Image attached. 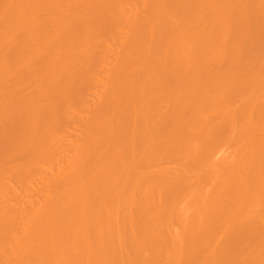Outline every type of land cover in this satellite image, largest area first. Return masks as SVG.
Instances as JSON below:
<instances>
[{"label": "bare ground", "instance_id": "obj_1", "mask_svg": "<svg viewBox=\"0 0 264 264\" xmlns=\"http://www.w3.org/2000/svg\"><path fill=\"white\" fill-rule=\"evenodd\" d=\"M4 1L5 0H2V2H1V0H0L1 4L4 5ZM9 1L10 2L6 3L7 6L5 5L3 8H2V5H0V12H3L2 14L0 13L1 14L0 15V45H1V43L4 44V50L7 49V47H8L6 45V43H8V44L11 43L10 39L12 40V37L14 36L13 32L14 33H15V31L22 32L24 30V28H21V25H23V23L25 24V22L26 23L28 22L29 25H27L28 29H27V27L25 28L27 30L25 32V35L21 39H20V35H18L19 37L16 38V39H19L18 41L15 39L17 41L16 44L13 45L15 40H12V45L13 46L16 45V46L13 47V50L11 49V51L7 52V53H9V55H8L9 57L7 56V54L4 55L2 52V55H4L6 58L4 60V59H2L3 58L2 57L1 59L4 62L0 61L1 62V64H0V70H1L0 71V74H1L0 79H2L1 76H3V74L6 72V69L4 71V68H6L5 67L6 64H9L8 65L9 69L7 68V71L8 70L10 71L13 68L12 66L15 67V66L22 65V64L24 67L22 66L23 67L22 68L20 66V68H22L20 70L27 69V66H28L27 64L29 63V62L28 63L26 62V61H28L27 59L29 58L30 61L32 62L34 60V58H33L34 56H32V55H34L35 51L40 50V51H42V53L36 52L35 54L38 53L39 56H41V55L42 56L39 57V56H37L38 54L35 55L36 56L35 60L37 59V57H39L38 61L40 63L45 64V66H43V64H41V66L44 67L43 68L44 70L42 69V67H41L42 70L40 69V64L37 63L38 61H36V62H34L35 60L33 61L34 64L37 63L35 65H38V66H36V68H39V71L40 70L42 71V72H40L41 75H39L40 73L38 74L40 77L39 76L37 78L34 77L35 79L33 78L34 79V81H33L32 80V74L29 73L28 75L31 76V77L29 76V78L32 81H30V79L28 78L29 80L24 79V80H26V82H24V80L22 79V75H21V78L20 77L19 78L25 83L24 84L22 82H19V80L17 79V77L19 76L18 74H17L16 78L11 77L13 75V71L10 72V74L12 73L11 76L8 73L9 71L7 72L8 74L5 73L4 75L7 76L8 81L11 78L17 79L18 82H17V80H16V82L21 83V85L23 84V87L25 85V88H26V84L29 86V85H31V82H33L32 86L37 87L35 90H33L34 91L33 95H35L37 98L36 100L39 99L38 101L40 102V100L42 98V101L43 100H45L44 102L50 101V103L52 102L53 104L41 102L42 103V105H41V103H37L35 101V99H34L35 97L32 95V98L34 99V101L32 100L33 103L31 102V104H32V106H34V105L36 106V103H37L39 105V109H36V108H38V106L36 108L34 107V109L37 110V111L35 110L33 112L34 116H32L33 113L31 114L30 111H29L30 114L28 112H25V113H28L25 115V117L27 118V119L25 118V122H24V116H23V118L21 117L22 123H24L22 125L25 126L24 129L21 126V131H19V126H18L17 130L19 131L18 133H20V134H18V136L21 135V137L17 138L16 137L17 135H14L16 133L15 129H14L15 131L12 132V135H14L17 140L19 139V141L15 140L16 145H14L15 142H13V143L10 142L11 143L10 145H9V142H6V143H8V145H6V144L4 145V143H2L4 136L2 134H0V136H3L2 138H0V139H2V140H0V142L4 145L3 146L2 144H0V145H2L0 147V154L2 153V154L6 155V153H8V152L9 153L14 152L16 156L18 155L17 158L19 159V160H16V162H15V159H16V156H15L14 160H12V158H10V157H11V155L14 157V155L11 153H10V155L9 154L6 155V156L9 155L8 160H10V162H8L7 158L5 160V157H4L5 155L4 156L2 155L4 157V159H3V157H1L3 161L5 160V162H1L2 160L0 159V163H1L0 167L1 168L4 167V169H6V170L3 169V172H4L3 173L1 168H0V172L3 173L0 175V194H1L0 195V239L3 238L2 242H0V245H1L0 248L4 249L7 247L8 244H11V246L8 245L11 248L14 247L13 248L14 251L16 250L15 246L16 247L20 246L19 248H21V249L23 247L25 248V250L23 248L21 251H20V249H19V251L17 250V252L15 251L16 253L13 254L15 257L9 253V256L10 255L13 256V257L10 256L9 258H7L5 256L7 254L6 251L10 249L9 251L13 253V251H12L13 249L11 250L10 247H7V249H5L6 251H4V252H6V254L4 252H1V250H0V253H3V254H0V264H18V263L22 264V262H24L25 259H28V258L30 260H32L31 264H33V263L37 264L38 261L33 262L34 261L33 259H34L35 255L37 256L40 253L41 254L39 256L41 258H43L44 260L43 259L40 260L41 258H39V256L36 259H38L40 261H45V258L47 257V260L50 261V259L48 258L49 256H46L45 252L48 255L50 253L52 254V252L50 251V249H52L51 248L52 244H54L53 246L56 247V245L58 243L56 245H55V243L61 242L62 240H65V239H62L64 236H65L64 238L67 239L68 244H66V241H64L65 243L62 242L61 248H60L61 243L58 244L59 248L56 247L57 251L55 249H52V251L55 250L54 254H52V256L56 255L55 256L56 258L53 256L54 258H52V261L54 259L55 260L57 258L58 259L56 261L54 260L53 263H52V261H50L51 264H75L76 262H77V264H150V263L155 262L159 258L161 260L162 256H163L162 258L165 257L167 259V263L165 262L166 264H201V263L202 264H264V209H263L264 208V205H263L264 202H262V201H264L263 200L264 199V197H263L264 196V193H263V191H264V138L263 139L259 138V139H261L259 141L256 139L257 142L254 139L255 135L258 134L257 132H259V134H262L264 137V111H262V110H264L263 109L264 104L262 105V109H260V110L258 109L259 108L258 105L260 106L261 105L260 102H262L259 99L264 100V97H263V99L261 97H259L260 95L261 96L264 95L263 94L264 93L263 92L264 91V88H263L264 82H262L263 84L260 83V85H262L260 87L257 85V84H259L261 79L264 81V78H263L264 74L257 76V78L262 76L260 79L258 78L260 81L255 77L256 76L255 74L258 72V71L255 72V70L257 68H259V67H257V64H258V66L259 65L262 66L263 59H262V63H261L260 59L264 58V57L258 56L259 54L264 55L262 53V51H264V50L259 51L261 46H262V49L264 47V0H214V1L213 0H194V2L192 0V3L194 4V5L193 4L192 5H193L195 11H194V9L192 10L191 4H190L191 8L188 5V8H190V9H188L186 7V4L189 2V0H188V2L185 3V6H184V2L186 0H149L148 2H146L145 0H108V2H107V0H105V1L99 0L100 3H97L96 0H88V2L90 3V6L88 5V3L86 5L84 4L87 2L86 0L83 1L84 3H82L81 0H77L79 2H77L75 0H14V1L12 0L13 3L11 0H9ZM15 1H16V3H14ZM9 3H12L14 5L13 6L11 4L9 5ZM104 3L107 4L108 7L106 6V4L104 5L107 8L101 7V6H103L101 4H104ZM109 3H110V5H108ZM82 4H84L85 8H88V7L91 8L92 5L96 4L98 11H97V9H94L95 8L94 6H92L94 8H91V9L88 8V10L90 9L89 11H91L93 9L94 11L96 10L95 11L96 13L98 12L95 15H93L95 13L94 11L90 12V17L94 16L95 22H96V20L98 21L97 23H92V24L90 23L89 24L90 20L88 19L89 22L88 21L86 22V20H85V22H81L82 24H80V23L78 24L79 20L84 21V19H86L89 16V13H88L89 11L87 9H86V12H84V13L82 12L84 10L82 8L83 7ZM98 4H100V7H98ZM80 6H82V7H80ZM60 7L62 10H63V8L66 10H71L73 13L70 16L73 17L75 14H76V16H74L73 18L70 16H68L66 18L63 17V19L65 18L64 20H66V22H65L66 24L63 23L64 20L63 21H61V20H62V16L64 15L65 12L61 11ZM45 8H46V10L43 11ZM47 8H48V10L50 9L49 10L50 13L53 12V15L55 18L53 17V19H52V16H50L51 14L49 15L50 17L49 16L46 17L49 14V12H47ZM79 8L80 9L82 8L83 10L81 9V11H80ZM171 8L173 10H175V16H173L172 13H171V16H172V18H175L176 21L174 19H172L171 16L169 17V14H170L169 12L173 11ZM40 9H43V10H41L42 13H40ZM37 10L39 11V13H38L39 15L42 14V16H43V14L45 12H47V15L44 14L45 16H43V17L39 16L38 17V15L36 13V12H38ZM189 10H192L191 13L193 12V16L190 17V20L188 17L189 13H190ZM77 11L82 12L83 15L82 14L80 15V13L78 14ZM60 12H62V13L64 12L61 17H60ZM68 13L70 14V11H68ZM85 13L88 14V16H84ZM35 14H36L37 18L35 16L33 17V15H35ZM65 14L67 15V11ZM55 15L59 16V17L56 18ZM97 15H98V17H97ZM133 16H135V19H134L133 23L130 24V20L133 19ZM84 17H86V18H84ZM95 17L97 19H95ZM252 17L258 18L257 21L259 20V22H257V23L255 22L256 20L254 21L256 23V26L254 25L255 23L252 24L253 21L249 22L250 20H248V18L253 19ZM67 18H69V20H67ZM70 18H72V19H70ZM74 18L76 20H73ZM91 18L93 20V17H91ZM192 18L194 20V24H193V22H191V21H193ZM58 19H61L59 22H61L62 24L58 23ZM70 20H72V21L70 22ZM94 20L91 22H94ZM185 20H186L185 24L187 23V25L185 26L184 23H183L184 25L183 24L181 25V22H184ZM188 20L191 22V24H190L191 26L194 25L193 29L190 26L191 31H189L190 27H188V25H189V23L187 22ZM247 20H248L249 24L250 23L252 24L251 27H248L249 25H247ZM67 21H68V23H67ZM87 23H88V25H91L90 26L91 29L93 28L94 30L93 29L90 30L89 29L90 27L87 25ZM95 24H97L98 27H95ZM253 25L256 28L253 27ZM23 26L25 27V25H23ZM181 26L182 27L184 26V29L186 28L185 30L189 29L188 31L190 33L189 32L187 33V34H190V35H188L189 37L185 36V35H187V34H185L186 31L184 32V29ZM18 27H19V29L21 28L23 30L22 31H21V29L18 30ZM36 27H38L39 29ZM48 27H50V28H48ZM252 27L255 28L256 30L253 29ZM34 28H35V30H34ZM47 29L50 31H48ZM46 30L48 33H46ZM80 30H82V31H80ZM78 31L81 32V35H79ZM49 32L53 33V34L52 33H50V34L53 35V37L52 36L51 37L54 40L52 38H48ZM59 32L61 34H59ZM63 32H65L64 34H66V35H64ZM253 33H256L257 35H259L261 37V39H259L260 38L259 36H258L259 38L256 39L257 37H255ZM17 34L15 33V36ZM75 34L76 35L78 34L79 36L78 35L77 36L79 38ZM251 34H253L254 38L251 36ZM22 35H23V32H22ZM59 35L60 36L63 35L61 38H64V36H65V38H67V39L64 38L67 41L63 40L64 41L63 46L65 44V47L61 46V49H59V47H58V45H62V42H60L61 38H59L60 37ZM73 35H75L76 37L74 36V38H72ZM101 35H103V37L105 36V39L100 41L99 43H96L95 40L97 41L98 37L101 38ZM69 36H71V37L69 38ZM44 37H47L49 41L53 40V42L50 41L52 44H50L49 41H48L49 43L46 42L47 39ZM250 37H252L251 41L253 39L259 40V41H255V44H254L255 46H256L257 42H259V43L262 42V44L259 47L257 45L258 50L255 51V52L259 51V54L257 53L258 55H256L255 52H253V50L257 49V47H255V46L253 47V50L251 52V54L253 53V55H256L255 57H258V58L260 57L259 59L255 58V57L253 58V59H257V62L256 61L254 62V63H256L255 67H253L251 65V62H249V64L252 67L250 65H247V63H245V64L243 63L244 59L246 61V59L248 60L250 57L249 51L245 52V50H249ZM41 38H42V41L46 40L45 42L48 43V45H50V46H48L45 42H44L45 43L44 45L46 47H44L43 44L41 45V43H43L42 41H39ZM229 38H231V39H229ZM229 40H232V42L230 43ZM260 40H261V42H260ZM8 41H10V43ZM233 41H237L236 42L237 45H235V42L233 45ZM252 42H254V41H252ZM252 42H251V46H252ZM59 43H61V44H59ZM81 44H83V45H81ZM243 45L245 47H242ZM39 46H42V47H39ZM81 46L83 47V49L85 47V49L88 50V51L86 50L88 52V53L86 52V54H88V55L80 56V53H81L80 51H82ZM246 46H249L248 49ZM0 47H2V46H0ZM31 47H33L34 53L32 51L30 53H26L29 50H32ZM34 47H36V49L38 47V49L34 51ZM43 47H44V49H43ZM62 47H63V50H62ZM79 47H81V50H79ZM241 47H242V49H244V51L242 50L243 52L241 51ZM65 48L67 50V53L70 52L73 54V52L75 51L74 56H76V57H74V61H72L73 57L70 58L69 53H68V55L66 53L65 57H63L64 56L63 52H66ZM48 49H49V51H48ZM57 49L59 50L58 52L62 51L61 54L56 53ZM76 49H77V51L79 50L78 51L79 53L76 52ZM219 49H221L222 51L225 50V52L228 53L227 55L232 56L231 58H233L236 55L232 60H236L237 59L236 57H238L239 54L244 56V57L241 56L243 58L242 61H238L239 59H237L236 61H238L240 63L242 62L245 67L246 66H248V67L246 68L247 70L245 68H242V70L240 69L239 71H242L244 73L243 70L245 69L246 73L248 74L249 67H251L250 71L255 72V74L250 73V74H248L249 75L248 76L244 73L243 76L245 77V79H246V76H248V81H247V79L245 81V79L242 80V78H241L243 76L239 77L240 74H237L238 69H236L237 72L236 71L234 72V70L232 69L233 72L236 73L235 77L233 78L234 80L232 79L233 74H231L232 77H230L231 75H229L232 72L229 71V73L228 72H225V73L227 76H229V77H227V79L230 78L229 79L230 81L226 80L227 82L225 83L224 79H220L221 80L220 85H219V83H215L216 80L213 82V80L215 79V78H213L214 76H216V79H219V75L221 77L222 76L221 74H223L224 69L225 68L227 69L226 66L231 65L232 64L231 62L235 63V61H232L231 59H229L230 58L229 56L228 57L224 56L226 54V53H224V51H223V53H221L222 51L219 52ZM250 49H251V47H250ZM8 50H10V49H8ZM213 50H215V51L217 50L216 53L212 54ZM24 51H25V53H24ZM4 52L6 53V50ZM44 52L46 53V55ZM76 53H78L79 55L77 54L78 55L77 56ZM220 53H221V55L223 54L222 57L220 56ZM237 53H238V55H237ZM243 53H245V54L243 55ZM246 53H248V55H249L248 58H246V56H245ZM26 54H30L32 57H30V55H26ZM58 54H60L61 59L63 58V61L59 60L60 57ZM216 54H219L220 60H222L221 58H223V60L226 58L227 62L224 61V63L226 62V65L223 64V61L218 60L217 57L216 58L219 62L217 60H215L214 58H213L214 60H212V56H214V55L216 56ZM25 55L29 56V57L28 58L26 57L25 59H23L25 57ZM57 55H58L59 63H61L63 66H61L58 63L57 57H56ZM81 55H82V53H81ZM190 55H191L190 59H192V57H194V56L196 57V59H198V60H196V62L194 61V64L196 63V65L198 64L200 67L198 65H197V67L195 65H194V67H192L193 65H191V61H189L188 64L191 65V67H190V69L188 68L187 71H188V73L190 71V74H187V72L182 74V71H180V70H182V69L184 70V67L187 66L186 61H188V60H186V58H188L187 56H190ZM66 56H69V57H66ZM0 57H1V55H0ZM210 57H211V59H210ZM51 58L54 59L53 62L56 61L54 64H52ZM66 58H68L69 60L68 59L66 60ZM205 58H207L208 60L210 59L209 61H211V62H209L208 60H204ZM6 59H8V60H6ZM227 59H229V60H227ZM250 59H251V61H254L252 59V57ZM20 62H21V64H20ZM108 63L112 64V66H110L111 69L113 67L114 68L112 70L109 68L110 70L105 72L104 77L108 76V80H109V81L107 80L108 82L107 83L105 82V83L107 84V86L109 84L113 85L112 87H115L114 85H116L118 82L119 83L115 87L116 89L107 90L108 91V92H106L107 96L105 94L106 100H105V98H103L104 101L103 100H102V102L100 101L102 106L104 104L107 105V103H108L107 107H110V108H113V106H118V105H116V103L118 101V100H116V98H115L116 102H115V100L113 101L115 103L111 102L112 101L111 96L113 94H117V99H118V96L125 97V96L129 95L128 96L129 97V103H130V101H133V103L131 102V106L134 104V109L132 111L133 106L131 107L130 104L128 103V101H126L125 98H122L123 101H125L123 103H126V105L128 104V107H130V109H131V110H129V109L126 110V112L128 111L129 113H131V114H129L131 116H129L127 114L128 112L126 113L124 111V109H127L128 107L126 108L125 104L123 105V103H121L122 101H120V103L123 105L124 109H123V107L121 108V106H122L121 104L119 105L120 107H118V108H120V110L123 109V111L126 114L124 115V113H123V115H121L122 111L120 112L119 110L118 111L121 114H118V113H117L118 115L112 114V113L110 114V112H111L110 111V112H108V114L111 115L109 117L113 118L112 116L116 115V118H113L116 120L112 119L115 124L109 119L110 120L109 124L103 125L102 120L105 119L104 121H106V118H108V116L105 115L107 113V112H105V110L107 111L108 108L104 109L103 107H105V106H103V107H100L101 108L100 109L97 106V105L101 106V104L97 103L98 99L101 100L99 98V96L102 95V94H100L101 92L97 91V93H98L97 96H95V95L91 96V95H92V92L95 90L96 85H98L97 84L98 78L100 79V77H103V74L101 72L102 71L101 68H103L104 65H106ZM208 63L210 65V67H212L211 70H213V69L215 70V68H216V70L218 68L219 69L224 68V69H221V71H219V69H218V72L219 73L221 72L220 74H218L217 71L213 70L215 73H217L216 75L214 73L213 74L214 76H211V78H213V79H211L212 84L215 83V89L217 88L216 90L214 88H213V90H211L212 89V88H210L211 84H209V83H211V80L209 79L210 76H209V78H207L208 74L210 73V72H208V71H210V69L207 70L208 67L206 68V66H209ZM229 63H231V64H229ZM242 63H241V65H242ZM254 63L252 62V64H254ZM25 64L27 65L26 68H25ZM55 64L58 65L57 66L58 69L55 66ZM212 64H213V66L215 65L214 68H213V66H211ZM235 64H236V66H239V63H235ZM10 65H11V68H10ZM59 65L61 66L62 71H61V68L59 67ZM101 65H103V67H101ZM203 65L205 67H203ZM30 66H32V65H30ZM232 66H234V64ZM236 66H234V68H236ZM66 67L68 69V72L65 73L66 69H64V68H66ZM149 67L154 69L155 73H156L157 69H158V71H159V68H163V69L160 70V72H157L155 74L154 71L151 73V71H150L151 69L149 70ZM195 67L197 69L199 68L200 70L203 67L204 68L203 71H205V68H206L207 71L204 72V76H205L206 72L208 73V74L206 73V75H207L206 77L203 76L204 78L209 79L208 85L206 84L207 82L203 80L204 78H202V80L204 81V85H205L204 91L202 90L203 92L199 91L201 88V87L199 88V86H201V84H203L202 83L203 81L201 80V77H202L201 73L203 71L201 70L202 71L201 72L199 69L197 70ZM36 68H35V70H36ZM144 68L145 69L147 68L146 71L149 70L151 74L148 71V75H147V73L144 72ZM191 68L192 69L195 68L193 71H199V73L201 72L200 75H198L199 74L198 72H196V75H194L195 73L191 71ZM237 68H239V67H237ZM252 68H254V69L252 70ZM263 68H262V70H264ZM17 69H19V68L17 67ZM17 69L13 68V70L15 72ZM28 69H29V72H33V71H31L32 70L31 67L28 66ZM28 69H27V71H28ZM56 69L60 70L58 72H61V73H58ZM229 70H231V69H229ZM27 71H25V73ZM129 71H130L131 75L133 73L132 76H129V74H128ZM17 72L20 73L18 70H17ZM184 72H185V70H184ZM36 73H38V72H36ZM36 73H35V75L37 76ZM68 73H69V75H68ZM144 73H146L147 76ZM59 74L60 75L63 74V76L62 75L61 76L64 79H62L59 76L60 79L58 78V81L63 80L62 82H64V83L67 82V78H65L67 76H64V75H68L67 88L68 87L69 88L67 91L65 90L67 93L65 91H63L64 89H66L65 88L66 86L63 88L62 82L59 83L56 81L60 85V86L59 85L57 86L56 84H54V82L51 81L54 77L56 79ZM192 74H193V76H196V77L199 76L198 80L199 79L200 80L198 82H196L197 78L193 77ZM8 75L10 77H8ZM33 75H34V73H33ZM125 75H127V76H125ZM175 75H179V76L175 77ZM181 75H183V76L181 77ZM185 75L186 76L188 75L187 76L188 78L184 77ZM226 75H225V77H223L224 76V74H223V76L221 78H226ZM13 76H15V75H13ZM250 76H252V77L254 76L257 80H254V78H252L254 80L252 82V80H249ZM25 77L27 78V74L25 75ZM25 77L23 76V78H25ZM190 77H191V79L189 80ZM237 77H239L238 81L241 80V83H240V81L238 83H234ZM174 78L176 80H178L177 83L179 81L183 83L184 82L183 79L182 80H180V79L185 78L186 83H187V85H186V83H184V87L179 86L181 88L183 87V89L180 88L181 89L180 91L178 90L176 92L174 90V92H175L174 94H176V95L173 94L172 87H171L172 90H170L171 93H169L170 91H167V89L165 87L169 84L168 85L169 87H167V88L170 89V85L173 84L174 81L176 82V80ZM177 78H179V79H177ZM194 78H196V79H194ZM36 79H38L39 81ZM4 80H6V79L4 78ZM4 80H2V82ZM64 80H66V82ZM161 80H163V82ZM165 80H167V82H170L171 84L170 83L167 84V82H165ZM220 80H218V82H220ZM12 81L10 83V82H7V80H6V82L10 83L11 85H12ZM35 81H38L37 84L38 83L39 84L34 85ZM53 81H55V80L53 79ZM187 81L189 83L191 82L190 85ZM222 81H224V85H222ZM242 81H245V82H242ZM255 81H257V83H255V85L258 87H256L255 85L252 86V83H254ZM50 82H52L53 85H56V86H53V88L49 87V85L52 86L51 84H49ZM100 82H98V83H100ZM164 82L166 85L164 84ZM180 82H179V84L176 83L177 86L174 85L175 87H173V88L179 89L178 85H180ZM3 83L5 84V82H3ZM3 83H1L0 85H2ZM77 83L81 86V89H82V87L84 88L83 91L78 92L81 89L78 90L79 86L76 88ZM162 83H163L166 91L163 88ZM198 83H199V85H197ZM228 83H231V84L227 85ZM10 84L9 85L5 84L4 86L5 87L10 86ZM75 84H76V86H75ZM234 84H235V86L233 87ZM111 85H109V87H111ZM209 85H210V87H209ZM4 86H3V91H4ZM18 86H19V84H18ZM32 86L28 87V92H25V90H23V88H21L22 86L19 88H21V90L24 91L23 93L27 94L30 92L29 90L31 88L33 89ZM63 86H64V84H63ZM92 86L94 88H92ZM187 86H189V88ZM190 86H191V88L193 87L192 88L193 90L190 89ZM212 86L214 87V84ZM229 86H231V87H229ZM47 87H49L51 89V91ZM55 87H57V90H56V91H58L57 94H63V93H60V91H61L60 88H62L63 89L62 91L65 92L64 94H66V95L64 96V94H63V96H64V97L62 96L63 98L59 97V95H57V97L53 96L54 99L50 98V99H53L55 102L52 100L46 101V99H43L45 96L44 94H46L44 89L47 88L46 91H47V93L50 91L49 92V94H50L52 92V89H53V91L55 90ZM88 87H91L93 89V90L90 88L88 89V91L92 90L91 95L89 93H87L88 92L87 90H85ZM144 87H146V88H144ZM221 87L222 88L225 87L224 88L225 93ZM228 87L230 88V90H228L229 89ZM254 87L257 89L259 88L258 90H260V91L263 90L260 93V91L258 92V90L256 89L257 92L259 93V96H257V98H259L258 100L255 97L256 95H258L256 90H255V92L253 91ZM6 88H5V90H6ZM8 88H10V87H8ZM162 88L164 90H162ZM218 88L220 91L221 90L223 91L222 93L225 94L224 97L221 96L223 101L221 100V98L220 99L217 98L219 92L216 93V91H219ZM194 89H196L198 91H196ZM201 89H203V88H201ZM205 89H208V91H206ZM8 90L11 91L10 89H8ZM16 90L14 91V93L16 92ZM76 90L78 93L75 92ZM84 90L86 91L87 94L83 93V92H85ZM9 91H7L6 96L8 95ZM22 91H20V92H22ZM213 91H214V93H213ZM43 92H44V94H43ZM207 92H208L209 96H208V94H206ZM254 93H256V94L254 95ZM3 94L4 93H2V96H3ZM18 94H19V92L15 95L16 97L14 96L13 100L15 98H19ZM21 94H19L21 98L16 99V100H18V101L20 100L19 102L23 101L24 103H21V104H23V107L24 106L27 107V105L29 104L27 109H30V107H31L30 102L28 101V104H25L26 103L25 101L29 97L31 99V94L29 97H28V94H27V97L24 96L25 94L22 95L25 98V100L22 99ZM0 95H1V93H0ZM11 95H13V94L10 93V96ZM47 95L48 94H46V96ZM55 95H56V92H55ZM88 95H90L89 99L87 97ZM170 95H173L172 100H171V98L169 99V97H168ZM246 95H247V97H246ZM250 95L252 97H250ZM10 96L8 95L7 97H10ZM46 96H45V98H46ZM48 96L50 97V96H52V94L48 95ZM212 96H214L215 99H213ZM3 97H1L2 99L0 98V100H3L0 102H3V103L8 102V101H9V103L11 102L10 99H8L7 101H4L5 98H3ZM7 97H6V99H7ZM49 97H48V99H49ZM112 97L114 98V96H112ZM130 97L132 98V100L130 99ZM239 97L240 98L243 97L242 98L243 100H245V98H248V100L246 99V101H244V103L247 102L248 104L246 103L245 105H243V103L241 101V102H239V103H242V105L240 104L241 106L238 107L237 106L238 104L236 106L234 105V107H237V108H235L236 110L233 108H230L231 110H235L234 112L228 110L229 112H232V113L227 114L226 109H225L226 110L225 113H224V111L220 112V110H219L220 106L223 108H224V106L229 108L231 106H228V105H232L231 102L234 101V98H235V101H236V99L241 100V99H239ZM109 98H110V100H109ZM226 98H228V99H226ZM250 98L256 99V101H258V103L253 100V103L251 102V104H249ZM88 100L91 101V103H92V104H90L91 106L88 105L90 103ZM15 101H12V102H15ZM64 101H65V103H63ZM235 101H234V103H235ZM80 102H81V104L84 103L83 105H85V104H87V105L82 106V105H80ZM103 102H104V104H103ZM226 102H228V103H226ZM254 102H255V105H257V104L258 105L255 106ZM9 103H7V104H9ZM16 103H17V101H16ZM16 103H15V105L13 103H10V104L11 105L13 104L12 107H14L16 105L19 106V103L18 104H16ZM223 103H225V104H223ZM229 103H231V104H229ZM45 104L46 105L50 104L51 106L53 105L52 106L53 108L51 107V110H48L49 114L45 113V112H47L45 110V108L50 109L49 107H47L48 105L43 108V110H45V112L43 110H40V109H42L40 107L41 106L43 107V105H45ZM77 104H78V106L80 105L82 107L79 108L77 106ZM54 105H56V107H57L56 110H54L55 109ZM206 105L207 106L209 105L212 108L214 107V111H215V109H217V111H219V113L217 111L212 113L213 110L209 109L210 107L208 108ZM5 106L6 105L3 106V104H1L0 109L2 107L3 111H4V109L6 110V107H8V106H6V107ZM61 106H63V108H61ZM3 107H4V109H3ZM20 107H22V105ZM25 107L23 108L24 111L27 110ZM84 107H85V109H86V107H89V108H87L85 110ZM96 107L98 108V111H97ZM164 107H167V109L165 108L166 111H163ZM206 107L208 108V110L206 109ZM8 108H9V111L12 109L11 107H8ZM18 108L19 107L13 108V109L14 110L17 109V111H19ZM95 108H96V110H95ZM102 108L104 109V112H103ZM113 109H112V111H113ZM202 109L207 110L209 112L206 113V111H205V113H204V111ZM2 110H0V114H1ZM7 110H6L7 115L8 114L10 116L15 115L14 117H16V114H14V113H16L17 111L15 112V111L11 110L9 112ZM101 110H102V112H101ZM21 111L22 110L20 108V113L17 112V114L23 113V115H24L25 114L24 111H22V112ZM38 111H40V112L37 114L44 112L45 115L46 114L48 115V119L46 118L45 120L49 121V122L47 121L48 122L47 130L50 129L49 131L46 130V127H43V126H46L45 124H47L46 122H44L45 116L42 117L43 114L35 115V113ZM134 111H135V113H134ZM202 111H203V113H202ZM57 112L58 113L60 112V114H58L59 118L55 120V117H56L55 116L54 117L55 121L53 122L52 116H53V114L57 115ZM115 112H113V113H115ZM86 113H88V115H90L92 118V119L90 118L91 120L89 119L90 123L87 122V120H86V122H83L84 121L83 120L84 114H86ZM101 113H104V114L101 115ZM222 113H223V115H221ZM61 114H63V115H61ZM1 115L2 116L5 115V112L2 113ZM47 115H46V117H47ZM103 115H105L106 118H104ZM126 115L129 116V118H128L129 124L127 122L128 119H126V117H125ZM253 115H254V117H253ZM255 115L257 117H255ZM2 116H1V119L3 118ZM20 116H17V117H19V119H20ZM36 116H37V119H35ZM95 116L97 117L98 120L99 119L100 120L97 121ZM99 116H100V118H99ZM101 117H102V120H101ZM4 118H5L4 121L7 122V120H6L7 116ZM8 118L7 119L9 121L10 117H8ZM88 118H89V116H88ZM251 118L252 119L255 118V120H250ZM12 119H15V118L12 117ZM158 119H160V120L165 119V120H161V122L163 124L167 122L166 124H169L168 127H170L169 128L170 131L166 130V128H163V127L161 130L160 129L161 128L160 123H158V121L160 122V120H158ZM20 120H19V122L21 125ZM33 120H35V122H32ZM50 120H51V123H50ZM156 120H158V121H156ZM234 120L240 121L238 123L243 124V125L241 124V127L242 126L247 127L245 129V133H246L245 136L246 137L241 138V139H244V141L242 140L244 143L241 142L242 146L239 144V141L237 140V138L239 136L236 138L237 135H235V138L237 140L236 141L235 138L233 137L234 135H232L231 138L229 135L230 134L229 132L233 131V130L231 131L230 129H231V127H233L232 125H233ZM1 121H3V119ZM1 121H0V123H1ZM4 121H3V124L5 123ZM13 121L14 120H12L11 122L13 123ZM15 121H17V118ZM15 121H14V123H15ZM96 121L97 122L101 121V123H99V124L103 125L102 129L105 128L108 131V134L111 132V131L109 132V130H112L113 128H114V132H116L115 131L116 128L119 129V130L117 129L118 132H116L117 135H115L114 138H113V136H111V134H109V136H108L110 138L109 140H111V139L116 140V141L112 140V142H115V144L117 143V140L119 139V141L117 143V144H119L118 145L119 147H117L115 145V147H116L115 148L113 146V144H114L113 143V144H109V145H111V146H108L109 149L107 148L106 142L109 143L108 142L109 140L106 141L107 135L106 136L103 135L105 137V139H104V137H101L100 134H101L102 130L100 129L101 127L100 128L98 127V129L95 128V127H97L95 125ZM125 121L127 122L128 125L126 124ZM130 121H131V123H130ZM155 121L157 122L156 123L157 125L159 124L158 125V126H160L159 128L156 124H153V123H155ZM244 121H246L248 124L250 121L251 122L254 121V122L253 123L250 122V124H252V126L249 124L250 128H248L249 127L248 124H246ZM11 122H9V123L7 122V123L10 124ZM107 122H103V123H107ZM255 122H256V124H255ZM12 123H11V126H12ZM110 123H112V124H110ZM123 124L125 126L127 125L125 133H124L125 126ZM152 124L157 126V128H155V126H153ZM225 124L228 126H225ZM229 124H232V125H230L231 127L229 126ZM240 124H236V125L240 126ZM150 125H152L154 127V130H151V129H153V127L151 128ZM236 125L234 127H237ZM1 126L3 127L4 125H1ZM1 126H0V128H1ZM50 126H52V127L50 128ZM128 126H130L132 128L131 129L132 131L130 130V127H128ZM164 127H167V126L164 125ZM186 127H188V128L190 127L191 131H189L190 129L188 130ZM229 127H230V129H229ZM13 128H15V127L13 126ZM13 128L11 127L10 130ZM127 128L131 131V134H130V131H127L128 130ZM180 128H181V130H184L186 133L188 131V135L185 132H183V134L181 136L180 134L182 132L180 133L179 132L180 130L177 131ZM77 129H78V131H77ZM155 129L160 135L162 134V136H164L163 137L164 139L167 137H169V138L165 139V141L162 140L163 141L162 143L159 140V143H158V140L156 138H153V136H155V137L157 136ZM239 130H241V129H239ZM2 131L4 132L3 129H2ZM73 131H77L76 133L74 132L75 135L72 133ZM107 131H105V132H107ZM176 131H177L178 135L181 136V139L178 135H177V138L175 137ZM235 131H236V129H235ZM235 131H233V132H235ZM6 132H8L7 129L4 133L8 134ZM31 132H34V133L32 134ZM103 132H104V130H103ZM105 132H104V134H106ZM127 132H128V134H127ZM224 132H226V133H224ZM233 132L231 134H233ZM243 132L244 131H242V135L244 136ZM97 133L99 134V138L101 137V139L98 138ZM118 133H120V134H118ZM227 133H229V134H227ZM9 134H11V131ZM113 134H115V133H113ZM129 134H130V136H129ZM184 134H185V136H183ZM234 134H236V133H234ZM12 135H9V136L11 137ZM22 135L25 136V138L21 139L23 137ZM33 135H34V137L36 135V137L35 138L32 137ZM94 135L95 136L97 135V139H99V141H100V143H98V144H95V143L99 142L98 140L96 142H94L93 144H95V146L93 144H91V142H93V141H91V139L93 138ZM222 135L223 136L228 135L229 137L226 136L227 139H225V137L222 138ZM249 135H252V137ZM116 136H119L118 139L115 138ZM243 136H241V137H243ZM26 137H27L28 141H25ZM9 138L7 141H10ZM12 138H13V136L10 139H12ZM32 138H33V140H32ZM160 138L163 139L162 137H160ZM160 138H158V139H160ZM182 138H183V140H182ZM196 138H198V141L201 144L197 143ZM221 138L223 141L224 140L229 141L231 139L233 144L235 142H238V144L240 146V147L237 146V149H235V150L238 151V149H239L238 152H242V153H239L238 156H236V154L238 152H236V153L234 152L235 153L234 156H236V157L233 156L234 157V158L232 157L233 160L230 159L231 162L230 161L228 162L229 158L227 161H225L227 159L226 158L224 160L225 157L223 159L222 158L217 159L215 157V155H213V153H212V152H214V149H217L219 147H220V149H222V147L225 146V144L227 145L228 141H225L226 143L225 142L223 143ZM249 138H251V139L253 138L252 140L250 139L253 142H251L249 140ZM6 139L7 138L4 137L5 141H6ZM152 139H153V141H155V139H156V141L153 142ZM20 140H23V141H20ZM95 140H96V137H95ZM169 140H171V141H169ZM192 140H194V141H192ZM246 141H247V143H246ZM17 142H20V143L18 144ZM112 142L110 141V143H112ZM191 142H194L193 145L190 144ZM45 143H48V145ZM49 143L51 144L50 146H49ZM217 143L223 144L222 147H221V144L218 145ZM228 143H230V142H228ZM232 143H230V144H232ZM44 144L47 145L48 147H50L49 150L47 147H46L47 150H45V151L43 150V149H45ZM41 145L44 148H42ZM91 145H93L94 148L97 147L100 151L103 148L105 151V154H106L107 149H108V152L112 150L113 151L112 153L114 156L112 155V153L111 154L109 153L110 155L109 154L103 155L102 154L103 150H102V152H99L98 149H95V150H96V152L98 151L99 154L95 152L96 154L92 155L93 148L91 147L92 152H91V150H89L90 148L88 149V151L91 153V155L87 151V155H88L87 157L90 156L88 158V160L91 159V161H89L90 164H88L86 157H85L86 159L84 157H82V158L80 157L81 155H83L85 153L84 151H86V150H84L82 153L80 152V154H79L77 149L83 150V148L85 149L87 147H90ZM235 145H236V143H235ZM120 146H121V148H120ZM110 147H111V149H110ZM226 147H224V148H226ZM71 148H73V149L75 148V149L73 151H71L70 150ZM37 149H40V150L37 151ZM118 150H119V153L115 154L116 152H118ZM217 150L215 151L216 153H217ZM35 151H37L38 153L37 152L35 153ZM40 152H42V153H40ZM216 153H214V154H216ZM255 153H257L256 156H255ZM97 154H98V156H96ZM100 154L102 155V157H100L101 156ZM209 154H211V155H209ZM253 154H254V156H253ZM85 155H86V153H85ZM208 155L211 156L210 159L215 158L213 160V163H209L211 161H210ZM112 156L114 157L115 160H112L113 159ZM95 157H97V158H95ZM98 157H99V159L100 158L101 159L104 158V159L99 160ZM106 157H110L109 158L110 161H108V159H106ZM119 157H120V159H119ZM243 157L245 159L242 160ZM79 158H81V160H80L81 162L79 163V161H78V163H77L78 168H76L75 162ZM82 160H83V162H82ZM84 160H86L87 163ZM168 160L173 161V162H178L180 160H184V161H182L180 164H177L178 166L176 165V167L175 166L173 168L171 167V169L170 168H168V169L158 168L155 170L150 169L151 171L149 170L150 166L151 167H154L152 165L158 166L163 161H168ZM12 161L15 162V164ZM112 162L114 165L117 164L115 166V169L119 166L117 168V170L110 169ZM81 163H84V166H85V164H88L90 167L88 165H86L85 168H83V170H82V167H84V166ZM98 163H99V165L100 164L101 165L103 164V165L98 167L99 166ZM227 164H229L228 167H226ZM2 165H3V167H2ZM95 165L96 166L98 165L97 166L98 168ZM15 167L17 170L15 169ZM92 167H94V168H92ZM95 167H96V170H94ZM225 167H226V169H224ZM80 168H81V170H79V171H85V174L87 175V176H85V178L88 177L86 180L85 178H82L83 176L82 177L79 176L82 178L81 180L84 181V184L81 185L80 179L77 180V182L79 181V184L81 186H79L77 184V182H75L76 180L74 181V177H76L78 175V169H80ZM227 168L229 170H227ZM238 168L240 169V171L238 170ZM223 169H224V172H225V170L230 171V169H231L230 172L232 174H234L233 170L235 171V175H236L235 177L232 176L231 173L229 172V174L232 176L233 181L230 177H227L224 175ZM86 171L88 172V174L86 173ZM91 172L94 173L95 175L92 176ZM240 172L242 173L243 177L238 176V174L241 175ZM6 173H8V174L5 175ZM14 173H15V177L17 179V182L19 181L18 178L21 180L18 183L15 182L16 181L15 177H12V175H14ZM236 173H238V174H236ZM3 175L7 176V179H9L11 177L12 180L13 179L14 180L11 181V179H9L10 181H8L7 179H5L6 177H4ZM9 175H11V176H9ZM89 175L91 177H89ZM1 177H2V179H1ZM3 177H4V180H3ZM236 177H238V181L236 180L237 179ZM239 178L244 184H241L242 182H240ZM225 179L227 180V182L230 179L231 183H230V181L228 182V183H230V185L228 183H226ZM40 181L43 183L45 181L47 183H45L46 185L45 184L44 185L38 184V182H40ZM83 181L81 183H83ZM73 182H75L76 185H75V183L73 184ZM224 182L226 185L228 184V186L230 187V188H228L229 194L227 193V191H225V190H227V188H226L225 184L223 186ZM233 182H235V183H233ZM237 182L238 183L240 182L239 183L240 185ZM206 183H211V185H212V187L210 186L212 191L208 190L207 193H206V190H202L203 186ZM221 184H222V187H221ZM231 184L233 185L232 187L237 185L236 186L237 190H236V188L235 189L232 188ZM241 185L244 186V189H242L243 186H241ZM218 187L221 189H218ZM238 187H240L241 189ZM47 188H49L50 190L48 189L49 191H47L46 190ZM216 188H217V191H216ZM222 189H223V191H222ZM229 189H230V191H229ZM33 190H34V192H33ZM44 190H46L47 193L44 192ZM232 190H233V192H231ZM237 191L239 192L238 194H241V196H242L241 198H240V195L237 194ZM209 192H211V193H209ZM223 192L227 195L224 196L225 194ZM220 193H221V195H220ZM233 193L235 195L237 194V196H239V198L235 195L233 196L232 195ZM40 194H42V195L44 194V196L41 195V197H40ZM222 194H224V195H222ZM229 195H232V197H230V198H233V199L230 200V198H228ZM258 195H259L260 199L257 197ZM223 196H224V198H222ZM184 197L185 198L189 197L190 199L187 198V200L189 199L188 202L185 201L186 203L184 202V205H182L183 207H180L181 205H179V204ZM236 197H237V200H236ZM216 198H218L217 199V200H219L218 202H217V200H214ZM234 198H235V200H234ZM255 198L258 200H256ZM220 199H222V201ZM239 199H241L240 200L241 202L239 201ZM232 200L234 203L232 202ZM259 200H260L261 204L263 203L262 204L263 206L260 203H259L260 205L258 204L259 206L262 207V209H261V207H259V209H261L260 211H262V212H260L259 209H258V211H256L258 208V206L256 204L259 202ZM220 201H221L220 205L222 207L224 205H228V202H229V205L227 207L224 206L223 208H221V206L219 205ZM223 201H225V203H227V204H224ZM211 202H212V205L215 204L216 202L218 203V205L217 204L214 205V206H216V208L212 207V205L208 207V204H210ZM222 202L224 205L222 204ZM254 202H255V204H253ZM118 203H121V204L124 203L127 206H124L126 208L125 209L123 208L124 210L118 212V210H117V208L119 206ZM231 203H233V205H232L233 207L230 206ZM117 204H118V206H117ZM60 205L63 207L62 210L60 207V210L62 212L65 211V209H66L65 213L67 211L70 212V213L67 212L68 214L65 215L68 218V220L67 219L65 220L66 217L64 216V213H62L64 216V218H63L64 220L62 221V215L60 216L61 212L60 213L57 212V210H59L58 206H60ZM102 205H104V207H103L104 211L102 210L101 212H102V216H104V218L102 216H100L101 213H100V215L93 213V212H96L100 206L102 207ZM254 205L257 206L255 208L256 210L253 208ZM37 206H38V208H37ZM34 207H36L37 209ZM56 207H58V208H56ZM210 207L212 209H210ZM251 207L256 212H254V210ZM224 208H225V210H224ZM33 209H36V210L33 211ZM51 209H53V210L56 209V211H54V212H56V214L59 216H57V215L53 216L55 214V213L53 214V212H51L52 215L51 214L48 215L50 213L49 211ZM94 209H96V210L94 211ZM222 209L224 210L223 212H222ZM226 209H227V211H226ZM99 210H101V209H99ZM228 210H230V211H228ZM252 210H253V212H252ZM91 211L93 213V215H91L92 217L94 216V214H96L95 216L103 218V219L99 218V220H96V219H98V217L94 216L95 217L94 221L95 220H96V222L100 221L101 224L102 223L106 224L107 220H109L108 224H113V222H114V225H111V227L114 226V227H112L114 229L108 228V225L103 226L104 224H102V227H104L105 229L107 227L109 229V232H105V231L101 232V231H103V228H101V224L97 222L98 226H95L96 228L94 231H97V230L100 231V229H102V230L100 232L97 231L94 233V231L92 230L93 228H91V227H93V224H94L93 218L90 215L87 216L88 214H91L90 213ZM152 212L153 213L155 212L154 214L156 216ZM230 212H231V214H230ZM46 213H48V214H46ZM199 213H201V215H199ZM223 213L225 215H229V214L232 215V213H233L236 216L232 215L233 217L230 216V218H229V216L227 217ZM134 214H137V215H134ZM212 214L213 215L216 214V215L213 216ZM221 214L223 215L224 219L221 218L222 217ZM44 215L45 216L48 215L50 217L47 218L48 216L45 217ZM131 215H132V217L137 216V219L135 221L140 223L139 226L141 224L142 225L144 224L143 225L144 227H146L148 225L149 226H148V228L147 227L144 228L141 226L142 227L141 228L142 231H141L140 227L139 226L137 227L138 223L135 222L137 225L135 224L136 227H134V228H137V229L139 228V230L141 231L139 233V236H137V235L135 236L136 233H134L133 236L130 233H128V236L125 235L124 238L122 239L120 236V233L115 231L116 226L120 225V226H123V228L124 227L126 228L127 225L125 224L126 225L125 226L124 223H122L120 220H126L127 221L131 218ZM17 216H19V218L20 217L23 218L24 220L28 219L27 221L25 220L27 222V223H25L26 225L29 223V225H27L28 227H26L25 225L22 224L23 227L21 228V226H19V225L22 222V219L21 218H20V220L17 219V221L19 222L18 223L16 221V218H18ZM33 217H35V218L32 219ZM38 217H41V218H38ZM42 217H45L47 220L51 219L50 221H52V222H53V220L56 219V221H54V222H56L57 224H58V222L62 223L61 226H63V223L65 224V221H67V223L64 226H67L69 222H70V224H73V225L72 226L69 225L70 229L68 228V226L65 227V230H66V228L69 229V230H66L67 231V234H66L65 233L66 231L65 230L62 231L60 229L61 226L60 225L58 226L56 223H54V224H56L55 228L53 227L54 226L53 223H50L51 226L48 225L49 221L46 222L47 224H45L46 219L42 218ZM54 217H55V219L52 220V218H54ZM57 218L59 219V221ZM60 218H61V220H60ZM77 218H78L79 222H78ZM208 218H209V220L210 219L211 220L217 219L219 221L213 220L212 222L215 221V223L210 224L209 222H211V220L209 221ZM236 218L239 220H236ZM221 219L223 221L226 219L225 220L226 223L225 222L223 223ZM132 220H134V218H132ZM235 220L239 224H237L235 222ZM103 221H105V222H103ZM119 221L123 225L119 224L120 223ZM174 221L176 223L177 222L181 223V225L184 224V226L186 228L188 226H190L188 228L190 230H188V229L186 231L183 230V233L185 235H187V236L183 235V236H185L187 241L184 237L179 236V234H176L177 232L171 233L169 230L166 231V234H165V231L163 230L164 231L163 233L165 235H167V233L170 232L171 235H170L169 239L166 238L165 236L164 237L166 240L162 239V238L160 239V237H162L163 234H161L162 236L160 235V237L158 236L159 238L157 240H159V241L165 240V241H163V243L161 245L158 244L162 247H160V246L158 247V245H157L158 241L155 242V239L148 238L151 236L149 234V232L152 230L151 228H154L153 227L154 224H156V226H158L159 223H161L164 225L166 224V226L167 225L169 226V224H171V222L174 223ZM42 222H43V224L47 225L49 228L47 226L43 225ZM84 222H85V224H84ZM91 222L93 223L92 226H91ZM207 222L210 226L207 224ZM229 222H232V223H229ZM23 223H24V221H23ZM77 223H79L81 226L84 225V228H85V225L88 224L87 225L88 227L85 228L86 231L84 232L82 230V228H80V229H79V227L77 228V226L79 225ZM117 223L119 225H116ZM125 223H128V222H125ZM132 223H134V221ZM234 223H236V224H234ZM34 224H36V225H34ZM224 224L227 226H229L230 224H233V225L237 226L238 229L235 226H234L235 228L232 229L231 226L233 227V225L226 227ZM38 225L40 228L36 229V232L38 231L37 236L38 237L40 236L42 241L44 240V239H42L43 236L47 237L45 239H48V237H49L48 235L51 234V233H49V232H51V231H49L51 227H53L51 229L53 236L57 232V235H60L62 237H60V236L59 237H56V236L49 237L50 239L52 238L51 239L52 242L54 241L53 239H55V238H56V241L54 243H50L51 241L47 243V247L48 246L50 247L49 249L45 245L46 248L43 247L44 250L43 249L40 250L42 248V243H41L42 241H40V238L38 239V237L35 235L36 234L35 229L31 230V234H29V235L27 234V233H29L31 226L33 229V227H36ZM99 225H100V229H97L99 227ZM181 225H179V227ZM205 225H206V227H205ZM238 225H239V227H238ZM176 226L178 227V224ZM207 226L209 228L210 227L211 228L208 229ZM57 227H59L58 230H56ZM89 227L91 228V231H90ZM157 228H159V227H157ZM157 228L155 227L156 230H157ZM173 228H174V226H173ZM221 228L227 229V231L226 230L225 231L228 233H225V240L220 238L222 240V243H221L222 245L220 244L221 240H220V242L218 241L220 244L219 247L217 248L218 250L215 248L216 245L218 244V242L216 243V245L214 247L217 250L216 251L214 248H213L214 249L213 250L210 247L209 242L212 240L214 232L216 231L215 233L217 234V232H219ZM230 228H231V230H230ZM88 229H89V231H87ZM117 229L120 230V228H117ZM146 229H149V232H147L148 230L146 231L148 236L144 234V233H146L145 232ZM182 229L183 228H181L179 230L182 231ZM236 229H237V231L233 232ZM39 230L41 231V234L39 233ZM53 230L54 231L56 230V231L53 232ZM134 230L135 229H133V231ZM209 230L212 231L211 234H210ZM18 231L21 232V235H19ZM58 231H59V234H58ZM120 231H122V230H120ZM61 232H64V233L62 234ZM152 232H151V234H152ZM173 232H175V230ZM190 232L191 233L193 232V234L191 235ZM221 232H222V230H221ZM33 233L37 237L36 239H38V240H34V241L40 242V244L39 243L37 244L34 242V245L31 246L32 248H34L36 246L35 244H37V247H35L33 250L34 252L32 251V248L30 247V245L33 244L32 240H30V238L35 239V238H33L35 236H32ZM85 233L87 236H89V237H86V239H88V238L91 239V238L95 237L96 240H95V242L92 241L94 239L88 240V241L92 242L91 244H89L88 241L87 242L84 241V244L88 243V246L85 244L86 249H87V247L90 248V246L93 248L89 249L90 253L87 252L88 251L87 250L85 252L83 251L84 252V254H83L82 249L85 248V246H84V244L82 245V244H78V243H79V241H81V243H83V238L85 240V237H84ZM88 233H90V234L88 235ZM141 233H142V235H141ZM155 233H158V231ZM155 233H153V234H155ZM91 234H92V237H90ZM172 234L177 235V237L179 236L178 238L175 237L176 239L180 240V237H181V239L184 238V239H182L183 241H180V242H184V240H185V242H187V244L188 243L190 244V245H187L185 242L183 243V245L187 247L185 249V251H183V253L181 252V248L183 247V245L180 243V245L182 246V247H180L179 242H178L179 240L177 241L174 238H172L171 237V236H173ZM222 234L224 235V233H222ZM211 235H212V237H211ZM223 235H221V236L223 237ZM72 236H74L73 239H75V242L73 240V243L70 242V238H72ZM76 236L78 238H80L81 240L76 238ZM167 236H169V235H167ZM4 237L7 238V243H8L7 245H6V239ZM19 237H21V238L19 239ZM60 238H61V241L59 240ZM217 238L218 237H215V241H213L214 243L217 241L216 240ZM57 239L59 241H57ZM28 240L30 243L32 242L31 244L28 242V245L30 244L28 246L30 251L27 249V245H26V247L24 246L25 243L27 244ZM45 241H48V240H44V242H43L44 244H46ZM76 242H77V244H76ZM161 242H159V243H161ZM165 242H167V243H165ZM243 242L244 243L250 242L249 245H247V246L244 244L246 247L250 246V244H251V248H250L251 254H249V255L250 256L255 255V256H253V259L251 258L252 256L250 257L249 255H247L249 257L250 262L253 260L251 263L249 261L247 262L248 257L245 256L246 254L244 255V253H246V251L244 250L246 247L243 244H241ZM2 243H3V245L5 244V247H3ZM49 243H50V245H49ZM70 244H72V245L74 244L72 247L75 246L77 248V250H80V248L83 246L84 247L81 248V251L80 252L78 251L76 253L77 254L76 255L74 253L75 251L72 252V249H75V247L74 248H68V246ZM240 244L243 245L241 247H245L243 250L241 249ZM38 245H41V246H38ZM80 245H81V247H80ZM92 245H94V246H92ZM77 246L79 247V249ZM144 246L148 247V251L150 249L152 250V253L150 251V254L148 252H147V254H144V255H148V254L151 255L152 254L150 256L149 260H147L149 258L147 256H146L147 259L146 258L144 259V256L143 257L140 256V254H141L140 251L142 252V250H144L143 253H146L145 251L147 249H141ZM156 246L158 247V249L156 248ZM189 246H190V248H189ZM192 246H194L195 250L193 248L191 250ZM38 247H39V249H37ZM146 247H144V248H146ZM161 248H162V251L164 252V253L158 252V253H162L161 256L158 255L157 252H156L157 254L155 252L153 253L154 250L159 251ZM188 248L192 252L190 250H188ZM58 249H62V250H60V252H59ZM86 249H84V250H86ZM240 249L242 250L244 257H247V258H245L246 261L244 260L245 262L243 261V259H244L243 256H238V255H241ZM45 250H49L50 253H49V251L47 252ZM41 251L44 252L45 258H44V256H42L43 253ZM55 252H57V253H55ZM185 252L186 253L189 252V253L185 255ZM86 253L89 254V256L91 255L92 257H88V259L86 260ZM3 256H5V258ZM7 256H8V254H7ZM158 256H159V258H157ZM236 257L237 258L240 257V259L242 261L239 259L240 262H236V261H238L237 259H234ZM241 257H243V258H241ZM50 258H51V255H50ZM83 258L85 259V261ZM29 259H28V261L30 262ZM89 259H91V260H89ZM166 259H164V261H166ZM40 261L38 262V264L40 263ZM25 262H27V261H25ZM25 262H24V264H25ZM29 262L27 264H29ZM50 262H48V263L50 264ZM45 263H46V261H45ZM48 263H46V264H48ZM160 263H161V261L159 262V264ZM41 264H44V262ZM162 264H164V263H162Z\"/></svg>", "mask_w": 264, "mask_h": 264}, {"label": "rangeland", "instance_id": "obj_2", "mask_svg": "<svg viewBox=\"0 0 264 264\" xmlns=\"http://www.w3.org/2000/svg\"><path fill=\"white\" fill-rule=\"evenodd\" d=\"M6 1H7V2H6ZM11 1H12V0H11ZM13 1H14V0H13ZM13 1H12V3H13ZM75 1H77V0H75ZM81 1H82V3H84V2H83L84 0H81ZM86 1H87V2H86ZM86 1H85L86 3H84V4L86 5V4L88 3V5L90 6V3L88 2V0H86ZM100 1H102V0H100ZM100 1H99V0H96L97 3H100ZM104 1H105V0H104ZM104 1H103V2H104ZM145 1L148 2L149 0H145ZM190 1H191V2H190ZM213 1H214V0H213ZM1 2H2V0H1ZM1 2H0V5H2V8H3L5 5L7 6L6 3L10 2V1H9V0H5V1H4V5L1 4ZM77 2H79V1H77ZM90 2H91V1H90ZM93 2H94V1H93ZM107 2H108V0H107ZM186 2H188V0H186V1L184 2V6H185V3H186ZM189 2H190V3H189ZM189 2L186 4V7H187V8H188V5H189V7L191 8V5L193 4V3H192V0H189ZM193 2H194V0H193ZM12 3H9V5L11 4V5L13 6L14 4H12ZM14 3H16V1H15ZM94 3H95V2H94ZM97 3H96V4H97ZM84 4H82L83 7L80 6V7H82V8L84 9V10H83V9L81 8V9L83 10V11H82L83 13L86 12V9L88 10V8H90V7H88V6H87L88 8H85V7H84ZM96 4L92 5V6H94L95 8L92 7V6H91V8L97 9V11H98V8H97ZM105 4H106V3L101 4V5H103V6H101V7H102V8H103V7H104V8H107L108 6H107V4H106L107 7H105V6H104ZM190 4H191V5H190ZM108 5H110V3H109ZM193 5H194V4H193ZM193 5H192V10L194 9ZM98 7H100V4H98ZM91 8H90V9H91ZM190 8H188V9H190ZM60 9H61V7H60ZM60 9H59V10H60ZM79 9H80V8H79ZM79 9H78V10H79ZM81 9H80V11H81ZM90 9H89V10H90ZM99 9H100V8H99ZM171 9H172V8H171ZM3 10H4V9H3ZM41 10H43V9H40V13H42ZM45 10H46V8H45L43 11H45ZM49 10H50V9H49ZM49 10H48V8H47V12H49L48 15H47V12H45V13L43 12V13H44L45 15H47L46 17H48V16L51 14L50 16H52V19H53V17H54L53 12L50 13ZM65 10H66V9H64V8H63V10L61 9V11H64L65 13H66V11H67V15L63 12L64 15L62 16L63 13L60 12V17L62 16V20H61V19H58V23H59V24H62L61 22H59L60 20L63 21L66 17L72 15V13H73L71 10H66V11H65ZM89 10H88V11H89ZM139 10H140V9H139ZM172 10H173V9H172ZM192 10H189V11H190L189 16H188V17H189V20H190V17L193 16V12L191 13ZM37 11H38V10H37ZM68 11H70V14L68 13ZM88 11H87V12H88ZM91 11H94V10L92 9ZM91 11L88 12V13H89V16H88V14L85 13L86 15L84 14V16H88V17H87V18L84 17V18H86V19H84V21H83V20H82V21L79 20V21H78V24H79V23L82 24L81 22H85V20H86V22H87L88 19L90 20V22L88 21L89 24H90V23H91V24H92V23H97L98 21L96 20V22H95V20H94V16H91V17H93V20H94V22H91V21H93L92 18L90 17V12H91ZM95 11H96V10H95ZM95 11H94V12H95ZM102 11H103V10H102ZM102 11H101V12H102ZM169 11H170V10H169ZM194 11H195V9H194ZM82 12H78V11H77V13H78V14L80 13V15H81V14L83 15ZM94 12H93V13H94ZM104 12H105V11H104ZM0 13L2 14L3 12H0ZM36 13H37L38 17H39V16H40V17L45 16L44 14H43V16H42V14L39 15V14H38L39 11L36 12ZM97 13H98V12H97ZM97 13L95 12L93 15H95V14H97ZM102 13H103V12H102ZM169 13H170V14H169V17L171 16V13H172L173 16H175V10H173V11H171V12H169ZM1 14H0V15H1ZM30 14H31V13H30ZM91 14H92V13H91ZM34 16L36 17V14L33 15V17H34ZM50 16H49V17H50ZM55 16H56V15H55ZM74 16H76V14H75ZM74 16H73V17H74ZM58 17H59V16H56V18H58ZM63 17H65V18L63 19ZM70 17H72V16H70ZM73 17H72V18H73ZM97 17H98V15H97ZM169 17H168V18H169ZM36 18H37V17H36ZM54 18H55V17H54ZM72 18H70V19H72ZM75 18H76V17H75ZM75 18H74L73 20H76ZM90 18H91V19H90ZM171 18H172V16H171ZM171 18H170V19H171ZM252 18H253V19L248 18V20H250L249 22H252V21H253L252 24H254L255 22H256V23L259 22V20L257 21L258 18H254V17H252ZM95 19H97V18L95 17ZM134 19H135V16H133V19L130 20V24L133 23ZM172 19L175 20V18H172ZM67 20H69V18H67ZM174 20H173V21H174ZM189 20L187 21V22L189 23L188 27L191 26V25H190L191 22H193V24H194V20H193V18H192L193 21L190 22ZM248 20H247V25H249L248 27H251L252 24H251V23L249 24ZM255 20H256V21H255ZM71 21H72V20H70V22H71ZM175 21H176V20H175ZM254 21H255V22H254ZM65 22H66V20L63 21V23H65ZM75 22H76V21H75ZM185 22H186V20H185L184 22H181V25H182L183 23L185 24ZM67 23H68V21H67ZM256 23L254 24L255 26H256ZM65 24H66V23H65ZM184 24H183V25H184ZM193 24H192V25H193ZM23 25H25V27H24ZM23 25H21V28H24V30L20 28L21 31L23 30V31H22V32H23V35H22V32H20V31H15L16 34L18 33V34L15 36V33L13 32L14 30H13L12 32H13L14 36H13V37L11 36V37H12V40H15L16 38H18V37H19L18 35H20V39L25 35V32L27 31L25 28L27 27V25H29V23H28V22H27V23L25 22V24L23 23ZM47 25H48V24H47ZM50 25H51V24H50ZM52 25H53V24H52ZM87 25H88V23H87ZM186 25H187V23L185 24V26H186ZM254 25H253V27H255ZM22 26H23V27H22ZM60 26H61V25H60ZM82 26H83V25H82ZM88 26L90 27L91 25H88ZM93 26H94V25H93ZM93 26H92V27H93ZM95 27H98V25L95 24ZM181 27H182V26H181ZM191 27H192V29H193L194 25L191 26ZM191 27L189 28L190 30H189V29L185 30L186 28L184 29V26L182 27V28L184 29V32L186 31L185 34H187L189 31H191ZM253 27H252V28H253ZM36 28H38V27H36ZM48 28H50V27H48ZM255 28H256V27H255ZM255 28H253V29H255ZM15 29H16V28H15ZM20 29H19V27H18V30H20ZM27 29H28V27H27ZM38 29H39V28H38ZM38 29H37V30H38ZM89 29L92 30L93 28L91 29V27H90ZM34 30H35V28H34ZM47 30H48V29H47ZM47 30H46V33H48ZM93 30H94V29H93ZM188 30H189V31H188ZM255 30H256V29H255ZM48 31H50V30H48ZM59 31H60V30H59ZM80 31H82V30H80ZM80 31H78L79 35H81V32H80ZM61 32H62V31H61ZM253 32H254V31H253ZM50 33H52V32H49V36H50V37L48 36V38H52V37H53V35H51ZM64 33H65V32H63V34H64ZM189 33H190V32H189ZM52 34H53V33H52ZM59 34H61V33L59 32ZM253 34H254L255 37H257L256 39H258V38L260 37V36L257 35L256 33H253ZM253 34H251L252 37H253ZM255 34H256L257 36H256ZM11 35H12V34H11ZM45 35H46V34H45ZM64 35H66V34H64ZM75 35H76V34H75ZM75 35H73L72 38H74ZM77 35H78V34H77ZM77 35H76V36H77ZM79 35H78V36H79ZM188 35H190V34H187V35H185V36L189 37ZM51 36H52V37H51ZM59 36H60V35H59ZM62 36H63V35H61L59 38H61ZM76 36H75V37H76ZM78 36H77V37H78ZM99 36H100V35H99ZM258 36H259V37H258ZM14 37H15V38H14ZM67 37H68V36H67ZM70 37H71V36H69V38H70ZM252 37H250V41H249L250 43L248 42V43L250 44L249 46L251 47V49H250L249 46H246L247 49H248V47H249V50H245V52H248V51H249V55H250V57H249L248 53H246V55H245L246 58L249 57V59H248V60L246 59V61H245V59L243 60L242 57H244V56H242V55H240V54L238 55V53H237V55H238V57H239V56H240V57H239V58L236 57V58L239 59L238 61H242V60H243V63H244V64L247 63V65H250L249 62H251V65H252L253 67H255V64H256V63H254V62H255V61L257 62V59L260 58V57L258 58V57H255V56L259 54V51L264 50V47H263V49H262V46H261V47H260V50H259L258 52H255V51L258 50V47L262 44V42H261V40H260L261 43L257 42V44H256V46H255V45H254V44H255V41H259V40H254V39H253L252 41H254V42H252V41H251ZM44 38L47 39V41L45 40L46 42L49 41L47 37H44ZM64 38H65V36H64ZM64 38H61V41H60V42H62V45H58L59 49H61V46H63V42H64L63 40L67 39V38H65V39H64ZM78 38H79V37H78ZM253 38H254V37H253ZM52 39H53V38H52ZM104 39H105V36L103 37V35H101V38L98 37V38H97V41L95 40V42H96V43H99L100 41H102V40H104ZM168 39H169V38H168ZM229 39H231V38H229ZM259 39H261V37H260ZM12 40L10 39L11 43H10V41H8L10 44L6 43V45L8 46L7 49H5V50H6V53L4 52V51H5V50H4V44L1 43L0 46H2V47H0V51H1V52H0V55H1V57H0V61H3L2 59L5 60L6 57H5L4 55H6V54H7V56L9 55V53H7V52L11 51V49L13 50V47L16 46V45H15V46H13V45L16 44L17 41H18L19 39H16L17 41L15 40V42L13 41V42H14L13 45H12ZM43 40H44V39H43ZM53 40H54V39H53ZM53 40H50V41L53 42ZM39 41H42V38H41ZM39 41H38V42H39ZM45 41H42L43 43L40 42L41 45H42V44L44 45V44L46 43ZM50 41H49V42H50ZM65 41H67V40H65ZM38 42H37V43H38ZM44 42H45V43H44ZM49 42H48V43H49ZM227 42H228V41H227ZM229 42L231 43L232 40H229ZM234 42H235V45H237V43H236L237 41H233V45H234ZM251 42H252V46H251ZM48 43H46V44L48 45ZM230 43H229V44H230ZM239 43H240V42H239ZM239 43H238V44H239ZM258 43H259V44H258ZM50 44H52V43L50 42ZM59 44H61V43H59ZM229 44H228V45H229ZM9 45H10V46H9ZM81 45H83V44H81ZM231 45H232V44H231ZM257 45H258V47H257ZM11 46H12V47H11ZM48 46H50V45H48ZM85 46H86V45H85ZM254 46L257 47L256 50H253V47H254ZM5 47H6V46H5ZM39 47H42V46H39ZM44 47H46V46L44 45ZM44 47H43V49H44ZM63 47H65V44H64ZM63 47H62V50H63ZM81 47H82V46H81ZM81 47H79V50H81ZM87 47H88V46H87ZM242 47H245V46L243 45ZM242 47H241V51H242V50L244 51V49H242ZM8 49H10V50H8ZM26 49H27V48H26ZM31 49H32V50H29V51L27 50L28 52H26V53H30L31 51L33 52V47H31ZM37 49H38V47H37ZM37 49H36V47H34V51L37 50ZM84 49H85V47H84ZM84 49H83V47H82V51H80V52L82 53V55H81V53H80V56H86V55H88V54H86V52H87L88 50H87V49L84 50ZM221 49H222V48H221ZM221 49H219V52L222 51ZM46 50H47V49H46ZM46 50H45V51H46ZM65 50H66V48H65ZM79 50H78V51H79ZM83 50H84V51H83ZM86 50H87V51H86ZM250 50H251V51H250ZM252 50H253V52L256 53V55H253V53L251 54ZM25 51H26V50H25ZM25 51H24V53H25ZM48 51H49V49H48ZM58 51H59V50L57 49L56 53H60V54H61L62 51H61V52H58ZM78 51H77V49H76V52H78ZM214 51H215V50H213L212 54H213V53H216L217 50H216L215 52H214ZM223 51H224V53H226L225 50H223ZM223 51H222L221 53H223ZM243 51H242V52H243ZM2 52H3L4 55H2ZM36 52H41V53H42V51H40V50H39V51H38V50L35 51V53H36ZM74 52H75V51H74ZM74 52H73V54L70 53V52H68V53L70 54V55H69L70 58L73 57V58H72V59H73L72 61H74V57H76V56H74V55H75ZM33 53H34V52H33ZM35 53H34V55H32V56H34V57H33L34 60H35V57H36L35 55L38 54V53H37V54H35ZM44 53H45V52H44ZM66 53H67V50H66V52H63V55H64V56H63V55H62V56L65 57V54H66ZM68 53H67V55H68ZM78 53H79V52H78ZM78 53H76V55H77ZM87 53H88V52H87ZM217 53H218V52H217ZM221 53H220V56L222 57L223 54L221 55ZM240 53H241V52H240ZM257 53H258V54H257ZM262 53L264 54V51H262ZM60 54H58L59 57H60L59 60H62V61H63V58L61 59ZM212 54H211V55H212ZM227 54H228V53H226L224 56H227V57L229 56V57H230L229 59H231V60L236 56V55H235L233 58H231L232 56H231V55H227ZM241 54H242V53H241ZM244 54H245V53H243V55H244ZM26 55H30V54H26ZM26 55H25V57H24L23 59H25L26 57H27V58L29 57V56H26ZM40 55H41V54H40ZM45 55H46V53H45ZM58 55L56 56V57H57V61H58ZM78 55H79V54H78ZM78 55H77V56H78ZM192 55H193V54H192ZM251 55H252V56H251ZM32 56L30 55V57H32ZM37 56H39V54H38ZM41 56H42V55H41ZM41 56H39V57H41ZM69 56H66V57H69ZM220 56H219V54H216V56H215V55L212 56V60H214V59L217 60V58H218V60H220V58H219ZM241 56H242V57H241ZM258 56L264 57V55H261V54H259ZM2 57H3V58H2ZM8 57H9V56H8ZM39 57H37V59H36L35 61H34L33 59H32V60H33L34 62H36V61H38V58H39ZM187 57H188V58H186V60H188V61H186V62H187L186 65H187V66L184 67L185 72H184L183 69L180 70V71H182V74H184V73H186V72H187V74H190V71H189V73H188V71H187L188 68L190 69L191 65H193L192 67H194V65L197 67V65H198V64L196 65V63L194 64V61L196 62V60H198V59H196L195 56L192 57V59H190V58H191V55H190V56H187ZM216 57H217V58H216ZM251 57H252V59H253L254 57L257 58V59H253L254 61H251V59H250ZM1 58H2V59H1ZM213 58H214V59H213ZM67 59H68V58H66V60H67ZM189 59H190V60H189ZM194 59H195V60H194ZM210 59H211V57H210ZM210 59H209V60H210ZM221 59H222V60H220V61H223V64L226 65V62H227V61H226V58H225L224 60H223V58H221ZM229 59H227V60H229ZM237 59H236V60H237ZM240 59H241V60H240ZM262 59H263V64H264V58H261V59H260V60H261V63H262ZM6 60H8V59H6ZM27 60H28V61H26V62H27V63H28V62L30 63V64L28 63L27 65H28L29 67H31L32 70H31V69H30V70L33 71V72H29L28 66H27L26 64H25V68H26V66H27L28 71H27V69L20 70V69H22V68L24 67L23 64H22V65L15 66L16 68H15L14 66H12L14 69H17V67H18L19 69H17V70H18L21 74L18 73L17 70H16V72H15V71L13 70V68H12L10 71L8 70V71H9V72H8V71H7V68L9 69V66H8L9 64H6V65H5L6 68H4V71H5V69H6V72H5V73H6V74L9 73V75L11 76L12 73L10 74V72L13 71V75H15V76L12 75L11 77L16 78V77H17V74H18L19 76L17 77V79L19 80V82H22V83L26 82V80H27V79L29 78V76H30V75H28V74L31 73V74H32V80L34 81L35 78H37L39 75H41L40 72H42L41 70L44 68L43 66H45V64L40 63L39 61L37 62L38 64H40V69H41V67H42V69L39 71V68H36V66H38V65H35V64H37V63L34 64L33 61L31 62L29 58H28ZM53 60H54V59L51 58L52 64H54V63L56 62V61L53 62ZM55 60H56V59H55ZM64 60H65V59H64ZM68 60H69V59H68ZM204 60H208V59L205 58ZM209 60H208V61H209ZM218 60H217V61H218ZM236 60H232V61H235V63H239V66H236L235 63H233V62L230 61L232 64L229 63V64H231V65L226 66V67H227V69L225 68L226 70H225L224 68H220V69L218 68L219 71H221V69H224V72H223L224 76H223V74H221L223 77H225V75H226L225 72H228V73H229V71H230V72H232V73H230L229 75L233 74V77H232V75L230 76V77H232V79H233V78L235 77V74H236V73H234V72L236 71V69H238V70H237L238 72L236 71L237 74H240L239 77L243 76L244 73H245L246 75H248V74H250V73L255 74V72H257V71H258L259 73L257 72V73L255 74V75H256V76H255L256 78H257V76H259V75H263V74H264V73H263L264 70H262V68L264 67L263 64H262L263 67L260 66V65L258 66V64H257V67H259V68H257V69L255 68V69H256L255 72H251V71H250V70H251V67H252V66L250 65L251 67H249V71H248V74H247L246 71H245V69H246L248 66L245 67L244 64H243L242 62H241V63H242V65H241V63L238 62V61H236ZM249 60H250V61H249ZM22 61H23V60H22ZM22 61H21V62H22ZM189 61H191V65L188 64ZM192 61H193V62H192ZM224 61H226V62L224 63ZM247 61H248V62H247ZM3 62H4V61H3ZM21 62H20V64H21ZM23 62H24V61H23ZM26 62H25V63H26ZM67 62H68V61H67ZM209 62H211V61H209ZM218 62H219V61H218ZM252 62H253L254 64H252ZM31 63H32V64H31ZM58 63H59V61H58ZM58 63H57V64H58ZM63 63H64V62H63ZM192 63H193V64H192ZM220 63H221V62H220ZM0 64H1V62H0ZM18 64H19V63H18ZM33 64H34L35 66H34ZM41 64H43V66H41ZM59 64H60L61 66H63L61 63H59ZM210 64H211V63H210ZM227 64H228V63H227ZM233 64H234V66H236V68H234V66H232ZM259 64H260V63H259ZM30 65H32L33 67L30 66ZM60 65H59V67L61 68ZM188 65H189V66H188ZM208 65H209V63H208ZM237 65H238V64H237ZM240 65H241V66H240ZM7 66H8V67H7ZM20 66H21V67L23 66V67L20 68ZM53 66H54V65H53ZM55 66L57 67L58 65L55 64ZM110 66H112L111 63H108V64L104 65V67H103V65H101V67H103V68H101V69H102L101 72H102V74H103V77H100V79L98 78V81H97V84H98V85H96L95 90H94L93 92H92V90H93L92 88H94L93 86H92V88H91V87H88L87 89H85V90H87V91H88L89 88L92 89L91 91H88V92H87V93H89L90 95H91V92H92V95H91V96H93V95L97 96V94H98L97 91H98V92H101L100 94H102V95L99 96V98H100L101 100H99V99L97 98V99L99 100V101L97 100V103H98V104H101L102 100L104 101L103 98H105V97L107 96V94H106V92H108L107 90H109V89H111V90H112V89H116L115 87H116V86L118 85V83H119V82H118L116 85H114L115 87H112L113 85H111V84H109V85H111V87H109V85L107 86L106 83H107L109 80H108V76H105V77H104V74H105V72H107V71H109V70L111 69ZM198 66H199V65H198ZM211 66H213V64H212ZM230 66H231V67H230ZM196 67H195V68H196ZM199 67H200V66H199ZM203 67H205V66L203 65ZM203 67H202V69H201L202 71H203V69H204ZM207 67H208V68H207ZM214 67H215V65L213 66V68H214ZM237 67H239V68H237ZM10 68H11V65H10ZM33 68H34V69H33ZM35 68H36L37 71L35 70ZM109 68H110V69H109ZM113 68H114V67H113ZM113 68H112V69H113ZM147 68H148V67H147ZM147 68H146V69L144 68V72H146L147 75H148V71H149L150 69H151V70H150L151 73H152L153 71H154V73H155V70L152 69L151 67H149V70L146 71ZM195 68H194V69H195ZM206 68H207V70L210 69V71H208V72H210L209 74L206 72V73L208 74V76L206 75V73H205V76H204V72L207 71ZM206 68H205V71H203V72L198 68V69L202 72V73L200 72V73L202 74V77L200 76V77H201V80H202V78H204V77H206V76H207V78H209V76H210V78H209L210 80L213 79V78H215V79L213 80V82L216 80L215 83H219V85H220V84H221V80H220V79H224L225 83L230 79V78L227 79V77H229V76H227V75H226V78H221L222 76L220 77V75H219V79H216V76L213 75V74L215 73L214 71H217L218 74H220L221 72L219 73V72H218V69L216 70V68H215V70L213 69L214 71L211 70L212 67H210V65H209V66H206ZM242 68H245V69L243 70L244 73H243L242 71H239L240 69L242 70ZM57 69H58V67H57ZM57 69H56V70H57ZM64 69H66L65 73L68 72L67 67L64 68ZM64 69H63V70H64ZM112 69H111V70H112ZM162 69H163V68H159V71H158V69H157V70H156V73H157V72H160V70H162ZM194 69L191 68V71L195 73V74L193 73L194 75H196V72L199 73V71H193ZM196 69H197V68H196ZM198 69H197V70H198ZM229 69H231V70L233 69L234 72H233V70L231 71V70H229ZM253 69H254V68H252V70H253ZM263 69H264V68H263ZM34 70H35L36 72H38V73H36ZM43 70H44V69H43ZM169 70H170V69H169ZM171 70H172V69H171ZM246 70H247V69H246ZM0 71H1V70H0ZM25 71H27V72L25 73ZM58 71H60V70H57V72H58ZM61 71H62V68H61ZM150 71H149V73H150ZM211 71H212V72H211ZM222 71H223V70H222ZM7 72H8V73H7ZM14 72H15V73H14ZM23 72H24V73H23ZM63 72H64V71H63ZM192 72H191V73H192ZM240 72H241V73H240ZM260 72H261V73H260ZM5 73H4V74H5ZM33 73H34V75H33ZM35 73L37 74V76L35 75ZM39 73H40V74H39ZM58 73H61V72H58ZM58 73H57V74H58ZM138 73H139V72H138ZM146 73H144V74L146 75ZM151 73H150V74H151ZM154 73H153V74H154ZM156 73H155V74H156ZM198 73H197V74H198ZM200 73H199L198 75H200ZM217 73H215V75H216ZM228 73H227V74H228ZM4 74H3V76H1L2 79H0V84L3 83V82H5L6 85H9V84L11 83V81H12V80H13V81H12V85L10 84V86H6L7 88L4 86V85H5L4 83H3L2 85H0V91H1V92H0V93H1L0 98L4 96V97H3V98H5L4 101H7L8 99H10V101H11L10 103H13L14 105H15V103H16V101H17L16 104L19 103V106L16 105V106L12 107L13 104L11 105V104L9 103V101H8V102H5L6 104L3 103V102H0V105L3 104V106L6 105V106H8V107H11L12 109H11V108H10V109H11L12 111H15V112L17 111V109L14 110L13 108H17V107H19V108H18L19 111H17V112L20 113V108H21L22 111H24L23 108H24L25 106L23 107V104H21V103H24V102H23V101L19 102L20 100L18 101V100H16V99L21 98L19 94L22 93L21 96L25 94V93H23L24 91H22L21 88H23V90H25V92H28V87H29V86H32L33 82H31V85H29V86L26 84V88H27V89H26V88H25V85H24V87H23V84L21 85V83H17V82H18L17 79H13V78H11V79L8 81L7 76H5ZM26 74H27V78L25 77ZM38 74H39V75H38ZM55 74H56V73H55ZM63 74H64V73H63ZM63 74H61V75L63 76ZM128 74H129V76H132V75H133V73H132V75H131L130 71H129ZM128 74H127V75H128ZM150 74H149V75H150ZM179 74H180V73H179ZM193 74H192V76H193ZM241 74H242V75H241ZM0 75H1V74H0ZM9 75H8V77H10ZM21 75H22V79H23V80L26 79V80H24V82L20 79V78H21ZM61 75L59 74V75L57 76L56 79H55V77H54L53 79H54L55 81H53V79L51 80V81L54 82V84H56L57 86L59 85L60 82L63 81V80L58 81L59 76L62 78ZM68 75H69V73H68ZM68 75H64V76H67V77H65V78H67V82H68ZM127 75H125V76H127ZM145 75H144V76H145ZM147 75H146V76H147ZM246 75H245V76H246ZM23 76H24L25 78H23ZM176 76H179V75H175V77H176ZM182 76H183V75H181V77H182ZM187 76H188V75H187ZM187 76L185 75L184 77H187ZM203 76H204V77H203ZM211 76H214V77L211 78ZM236 76H237V75H236ZM248 76H249V75H248ZM248 76H246L247 81H248ZM3 77L7 80V82H10V83H7L6 80H4ZM19 77H20V78H19ZM30 77H31V76H30ZM34 77H35V78H34ZM39 77H40V76H39ZM193 77H196V76H193ZM198 77H199V76H198ZM198 77H196L197 79L194 78V79H196V82H198V81L200 80V79L198 80ZM217 77H218V76H217ZM239 77L236 78V80H235L234 83H238L239 81H240V83H241V80L238 81V78H239ZM243 77H244V76H243ZM243 77H241L242 80L245 79V77H244V78H243ZM250 77H251V78H250ZM250 77H249V80H252V82H253L254 80H257L258 78L260 79L262 76H261V77H258L257 79H256L254 76H253V77L250 76ZM33 78H34V79H33ZM102 78H103V79H102ZM179 78H180V77H179ZM179 78H177V79H179ZM187 78H188V77H187ZM207 78H204L203 80L206 81L207 83H206V82H205V83L208 85L209 79H207ZM252 78H254V80H253ZM263 78H264V77H263ZM29 79H30V78H29ZM29 79H28V80H29ZM59 79H60V78H59ZM62 79H64V78H62ZM174 79H175V78H174ZM182 79H183L184 82L182 83V82L179 81V82H180V85H178V88H179V89L173 88V87L177 86L176 83H177L178 80L175 79L176 82L173 80V81H174L173 84H171L170 82H167V80H165V82H167V84L170 83V84L172 85V86L170 85V89L167 88V87H169V86H168L169 84H168L167 86H165L166 89H167V91H170V90L173 89V94H174V93H175L174 90L177 92L178 90L180 91L181 89H183V87H184V83H186V80H185V78H181L180 80H182ZM190 79H191V77L189 78V80H190ZM194 79H193V80H194ZM246 79H245V81H246ZM259 79H258V80H259ZM2 80H4V81L2 82ZM16 80H17V82H16ZM20 80H21V81H20ZM32 80L30 79V81H32ZM36 80H38V79H36ZM107 80H108V81H107ZM189 80H188V81H189ZM203 80H202V81H203ZM218 80H220V82H218ZM226 80H227V81H226ZM233 80H234V79H233ZM233 80H232V81H233ZM38 81H39V80H38ZM38 81H35L34 85H38V84H39V83L37 84ZM56 81L59 82V83H57ZM64 81L66 82V80H64ZM100 81H101V82H100ZM161 81L163 82V80H161ZM188 81H187V82H188ZM191 81H192V80H191ZM204 81L202 82L203 84L200 83L201 86H199V88H200V87L203 88V89L200 88L199 91H201V92L204 91V86H205V85H204ZM224 81H222V85H224ZM229 81H230V80H229ZM236 81H237V82H236ZM245 81H242V82H245ZM259 81H260V80H259ZM52 82L49 83V84L52 85V86L49 85V87H52V88H53V86H56V85H53ZM55 82H56V83H55ZM67 82H66V83L62 82V83L64 84V86H63V84H62V87L64 88V87L66 86V87H65L66 89L63 90L62 88L59 87L60 90H61V91L59 90L60 93H63V94H64V93L68 90L69 87L67 88ZM98 82H100V83H98ZM105 82H106V83H105ZM140 82H141V81H140ZM165 82H164V84H165ZM179 82H178L177 84H179ZM194 82H195V81H194ZM262 82H264V81L261 79V81H260L259 84H257V85H258L259 87L262 86V85H260V83H262ZM13 83H14V84L16 83L17 85H16V84H15V85H16L17 87H16ZM188 83H189V82H188ZM190 83H191V82H190ZM190 83H189V85H190ZM215 83H213V84H214V87L212 86V85H213V84H212V80H211V83H209V84H211V87H210V85H209V87L212 88L211 90H213V88L215 89ZM231 83H232V82H231ZM231 83H228L227 85H230ZM255 83H257V81H255L254 83H252V86L255 85ZM18 84H19V86H18ZM24 84H25V83H24ZM65 84H66V85H65ZM101 84H102V85H101ZM194 84H195V83H194ZM232 84H233V83H232ZM262 84H263V83H262ZM165 85H166V84H165ZM174 85H175V86H174ZM186 85H187V83H186ZM192 85H193V84H192ZM197 85H199V83H198ZM225 85H226V84H225ZM1 86H2V87H1ZM3 86H4V91H3ZM21 86H22V87H21ZM27 86H28V87H27ZM59 86H60V85H59ZM75 86H76V84H75ZM78 86H79V89H78V90H80V89H81V86L77 83L76 88H77ZM162 86H163V88H164L163 83H162ZM179 86H183V87L181 88V87H179ZM194 86H195V85H194ZM216 86H217V85H216ZM231 86H232V85H231ZM231 86H229V87H231ZM234 86H235V84L233 85V87H234ZM255 86H256V85H255ZM258 86H256V87H258ZM263 86H264V85H263ZM8 87H10V88H8ZM13 87H14V88H13ZM15 87H16V88H15ZM19 87H21V88H19ZM32 87H33V86H32ZM34 87H35V88H34ZM34 87H33V89L30 87L32 90L30 89V90H29L30 92L27 93V94H28V97H29L30 94H31V99H30V97H29V98H27L26 101H25V102H26L25 104H28V101H29V102H30V105H31L32 108L30 107V109H27V108H28V105H29V104H28L27 107H25L27 110L24 111V113H25V112H28V113H29V111H30L31 114H32L36 109H39V105H38L37 103H41V102H44V101H45V100L42 101V98H41L40 102L38 101L39 99L36 100L37 98H36L35 95H33V93H34L33 90H35L37 87H36V86H34ZM49 87H47V88L51 91V89H50ZM86 87H87V86H86ZM86 87H85V88H86ZM159 87H160V86H159ZM171 87H172V89H171ZM187 87L189 88V86H187ZM207 87H208V86H207ZM207 87H206V88H207ZM219 87H220V86H219ZM225 87H226V86H225ZM225 87H223V88L221 87L222 90H224ZM229 87H228V88H229ZM5 88H6L7 91H9L8 89L11 90V91L8 92V95H9V96H10V93L13 94V95H11L10 97H7L8 95L6 96L7 91L5 90ZM47 88L44 89L45 92H46V94H48V95H51V94H52V96H50V97H49L48 95L46 96V94H44V92H43V94L46 96V98H45V96L43 95V96H44L43 99H46V101H47V100H52V101H54V100H53V99H54L53 96H54V97H55V96L57 97V95H59V97L63 98V97L66 95V94H64V96H63V94H57V92H58V91H56V90H57V87H55V90H54V91H53V89H52V92H53L54 94H53L52 92L49 94L50 91L47 93V91H46ZM76 88H75V89H76ZM144 88H146V87H144ZM144 88H143V89H144ZM163 88H162V90L165 89V88H164V89H163ZM180 88H181V89H180ZM192 88H193V87H192ZM192 88H191V86H190V89H192ZM195 88H196V87H195ZM197 88H198V87H197ZM210 88H209V89H210ZM249 88H250V87H249ZM263 88H264V87H263ZM263 88H262V89H263ZM16 89H17V90H16ZM83 89H84V88L82 87V89H81L80 91H78V92L83 91ZM100 89H101V90H100ZM166 89H165V91H166ZM216 89H217V88H216ZM216 89H215V90H216ZM226 89H227V88H226ZM251 89H252V88H251ZM253 89H254L253 91L255 92V90H256L257 88L254 87ZM258 89H259V88H258ZM258 89H257V90H258ZM15 90H16V92L14 93ZM62 90H63V91L66 90V91L63 92ZM85 90H84V91H85ZM192 90H193V89H192ZM194 90H196V89H194ZM202 90H203V91H202ZM205 90L208 91V89H205ZM211 90H210V91H211ZM215 90H214V91H215ZM218 90H219V88H218ZM222 90H221V91H220V90H219V91H216V93L219 92V94H218L219 97L217 96V98H219V99L221 98V96H223V97L225 96V94H224V93H225V90H224V93H222V92H223ZM228 90H230V88H229ZM257 90H256V92H257ZM12 91H13V92H12ZM20 91H22V92H20ZM31 91H32V92H31ZM196 91H198V90H196ZM214 91H213V93H214ZM226 91H227V90H226ZM259 91H260V90H258V92H259ZM262 91H263V90H262ZM262 91H260V93H261ZM18 92H19V94H18L19 98H15V99L13 100L14 96H15ZM55 92H56V95H55ZM75 92H77V90H76ZM78 92H77V93H78ZM258 92H257L258 95L255 96L256 98H257V96H259V93H258ZM263 92H264V91H263ZM2 93H4L3 96H2ZM66 93H67V92H66ZM83 93L85 94L86 91L83 92ZM87 93H86V94H87ZM169 93H171V91H170ZM221 93H222V94H221ZM27 94H25L24 96L27 97ZM105 94H106V96H105ZM206 94H208V92H207ZM210 94H211V93H210ZM220 94H221V95H220ZM255 94H256V93H254V95H255ZM263 94H264V93H263ZM32 95L35 97L34 99H35V101L37 102V103H36V106H35V105L32 106V104H31V102L33 103V101H34V99L32 98ZM60 95H61V96H60ZM90 95L87 96L88 99H89ZM174 95H176V94H174ZM211 95H212V94H211ZM43 96H42V97H43ZM62 96H63V97H62ZM103 96H104V97H103ZM112 96H114V98H113ZM112 96H111V100H112L111 102H113V101L115 100V98H116V100H118V101H117L118 104L116 103V105H118V106H113L114 109H113V108H110V107H107L108 103H107V105H105L104 102H103V104H104L103 106H105V107H103L102 104H101V106L97 105L99 108H100V107H103L104 109H105V108H108L107 111L105 110V112H107L105 115L108 116V118H106V116L103 115L104 118H106V121H104L105 119L102 120V117H103V116L101 117V120H102V124H103V125H108L109 122H110V120L114 123L113 120H116V119H113V118H116V115H115V116H112L113 118H111V117H109V116H111V115H110L111 113H112V114H117V113H118V114H121V113H119V111H120V112L122 111V114H121V115H123V113H124V115H125V114L128 112V111L126 112V110H128V109L131 110L130 107H128V104L126 105V103H123V102H125V101H123V99H122V98H125L126 101H128V103H129V97H128L129 95H127V96H125V97H120V96H118V99H117V94H113ZM115 96H116V97H115ZM130 96H131V95H130ZM172 96H173V95L168 96L169 99L171 98V100H172ZM205 96H206V95H205ZM208 96H209V94H208ZM208 96H207V97H208ZM240 96H241V95H240ZM243 96H244V95H243ZM6 97H7V99H6ZM15 97H16V96H15ZM48 97H49V99H48ZM174 97H175V96H174ZM246 97H247V95H246ZM248 97H249V96H248ZM250 97H252V96L250 95ZM259 97H261V98L263 99L264 95H263V96L260 95ZM50 98H53V99H50ZM119 98H120V99H119ZM208 98H209V97H208ZM208 98H207V99H208ZM212 98L215 99L214 96H212ZM237 98H238V97H237ZM242 98H243V97H241V98L239 97V99H241V100L236 99V101H235V98H234L235 103H236V102H237V103L235 104L234 101L231 102L233 106H232V105H228V106H231V107H229V108H228V107H225V106H224V108H223V107L220 106V109H219L220 112H223V111H224V113H225L226 110H227V114L234 112V111L236 110L235 108H237V107H234V105L236 106V105L238 104L237 106L239 107V106L242 105V103H243V105H245V104L247 103V102L244 103V101H246V99L248 100V98H245V97H244L245 100H243ZM253 98H254V97H253ZM1 99H2V98H1ZM22 99L25 100V98H24L23 96H22ZM121 99H122V100H121ZM130 99L132 100L131 97H130ZM226 99H228V98H226ZM258 99H259V98H257V100H258ZM15 100H16V101H15ZM32 100H33V101H32ZM66 100H67V99H66ZM90 100H91V99H90ZM90 100H88V101L90 102V103L88 102V103H89V104H88L89 106H91L90 104H92V103H91L92 100H91V101H90ZM105 100H106V98H105ZM109 100H110V98H109ZM116 100H115V102H116ZM208 100H209V99H208ZM221 100L223 101L222 98H221ZM237 100H238V101H237ZM251 100H252V101H251ZM253 100H254L255 102L258 103V101H256V99H251V98H250V99H249V102H250L249 104H251V102L253 103ZM259 100L263 102V103H262V102L259 101L260 104H261L260 106L256 103V104L258 105V107H259L258 109L260 110V109H262V105L264 104V100H261V99H259ZM0 101H3V100H0ZM12 101H15V102H12ZM100 101H101V102H100ZM120 101H122L121 103H123V105L125 104L126 108H127V107H128V108H127V109H124V107H123V105L120 103ZM227 101H228V100H227ZM241 101H242V103H239V102H241ZM54 102H55V101H54ZM92 102H93V101H92ZM115 102H113V103H115ZM131 102L133 103V101H130V103H129L130 106H131ZM219 102H220V101H219ZM255 102H254V105H255ZM7 103H9V104H7ZM34 103H35V102H34ZM44 103H50V101H49V102H44ZM44 103H43V104H44ZM63 103H65V101H64ZM86 103H87V102H86ZM188 103H189V102H188ZM226 103H228V102H226ZM231 103H229V104H231ZM233 103H234V104H233ZM25 104H24V105H25ZM50 104H53V103L51 102ZM50 104H47L48 106H47L46 104L43 105V107L41 106L40 108H42V109H40V110H43V108H44L45 106H47V107H49L50 109H48V108L46 109V108H45V110H46L47 112H45V110H43V111H44L45 113H48V114H49V111H48V110H51V107L53 106V105L51 106ZM56 104H57V103H56ZM78 104H79V103H78ZM78 104H77V106H78ZM83 104H84V103H83ZM83 104H81V102H80V105H82V106H86V105H87V104H85V105H83ZM120 104L122 105L121 108L123 107V109H124V111H125L126 113L123 111V109L120 110V108H118V107H120V106H119ZM223 104H225V103H223ZM240 104H241V105H240ZM247 104H248V103H247ZM10 105H11V106H10ZM21 105H22V107H20ZM41 105H42V103H41ZM49 105H50V106H49ZM80 105L78 106L79 108L82 107V106H80ZM257 105H255V106H257ZM6 106H5V107H6ZM37 106H38V108H36ZM54 106H55V107H54V108H55L54 110H56L57 107H56V105H54ZM64 106H65V105H64ZM132 106H133V107H132ZM132 106H131V107H132V111H133V109H134V104H133ZM193 106H194V105H193ZM206 106H207V105H206ZM255 106H254V107H255ZM263 106H264V105H263ZM8 107H6V110L8 109L7 111H9V108H8ZM34 107H35L36 109H34ZM78 107H77V108H78ZM116 107H117L118 109H117ZM204 107H205V106H204ZM207 107L209 108L210 106L208 105ZM207 107H206V109L208 110ZM52 108H53V107H52ZM61 108H63V106H61ZM87 108H89V107H86V109H87ZM96 108H97V107H96ZM96 108H95V110H96ZM103 108H102V109H103ZM109 108H110V109H109ZM165 108L167 109V107H164L163 111H166ZM216 108H217V107H216ZM230 108H233V109H235V110H231ZM256 108H257V107H256ZM256 108H255V109H256ZM3 109H4V107H3ZM32 109H33V110H32ZM84 109H85V107H84ZM86 109H85V110H86ZM100 109H101V108H100ZM100 109H99V110H100ZM104 109H103V112H104ZM112 109H113V111H112ZM209 109L213 110L212 113H214L215 111H217V109H215V111H214V107H213V108L210 107ZM225 109H226V110H225ZM238 109H239V108H238ZM255 109H254V110H255ZM263 109H264V108H263ZM0 110H2V107H1ZM6 110H5V109H4V111L2 110V111H1V114L5 112V115L7 116V118L10 117V120H11V121H12V120L15 121L16 118H17V121H18V122L15 121V123H14V121H13V123H12L10 120L8 121L9 118H8V119L6 118V120H7L8 123H9V122L12 123V126H11V123L8 124L6 121H4V119H5L4 117H6V116H5V115L2 116V115L0 114V119H1V116H2V117H3V118H2L3 121L6 123V124H5V123L3 124V121H1L2 119L0 120V121H1L0 126H1V125H4V126L6 127V128H5L4 126H3V127L1 126V128H0V134H2V135H3L5 138H7V139H6V141H5L3 136H0V138L3 137V141H2V143H4V145H5V144L8 145V143H6V142H9V145H10L11 143L15 142V140H17L16 137H17V138H20V137H21V135L18 136V134H20V133H18V132L21 131V126L23 127V129H24V127H25V126L22 125V124H24V123H22V118H23V116H24V122H25V118H26L25 115L28 114V113H25V114L23 115V113H21V114H17V112H16V113L13 112L14 114H16V117H14L15 115H14V116H10V115L8 114V115H9V116H8V115L6 114ZM11 110H10V111H11ZM77 110H78V109H77ZM118 110H119V111H118ZM202 110L204 111V113H205V111H206V113L209 112V111L204 110V109H202ZM211 110H210V111H211ZM228 110H229V111H232V112H229ZM256 110H257V109H256ZM10 111H9V112H10ZM22 111H21V112H22ZM36 111H37V110H36ZM87 111H88V110H87ZM97 111H98V108H97ZM110 111H111V112H110ZM115 111H116V112H115ZM117 111H118V112H117ZM203 111H202V113H203ZM262 111H264V110H262ZM39 112H40V111L36 112L35 115L43 114L42 117L45 116V118H44V122H46L47 124L44 123L46 126H43V127H46V130H47V125H48V122H49V121H48V120H45V119H46V118L48 119V115L46 114V115H47V117H46V115H45L44 112H43V113H40V114H37V113H39ZM101 112H102V110H101ZM108 112H110V114H108ZM113 112H115V113H113ZM217 112L219 113V111H217ZM258 112H259V111H258ZM260 112H261V111H260ZM7 113H8V112H7ZM53 113H54V112H53ZM63 113H64V112H63ZM134 113H135V111H134ZM200 113H201V112H200ZM210 113H211V112H210ZM218 113H217V114H218ZM253 113H254V112H253ZM29 114H30V113H29ZM58 114H60V112H59V113L57 112V115H54V114H53V116H52V121H53V122H54L56 119L59 118V117H58ZM102 114H104V113H101V115H102ZM118 114H117V115H118ZM127 114L129 115V114H131V113L128 112ZM20 115H21V116H20ZM61 115H63V114H61ZM101 115H100V116H101ZM221 115H223V113H222ZM17 116H20V119H21V120H20L19 117H17ZM32 116H34V113L32 114ZM55 116H56V117H55ZM59 116H60V115H59ZM88 116H89V118H88ZM100 116H99V118H100ZM129 116H131V115H129ZM129 116L126 115V116H125L126 119H128ZM12 117L15 118V119H12ZM21 117H22V118H21ZM54 117H55V120H54ZM95 117H96V116H95ZM253 117H254V115H253ZM253 117H252V118H253ZM255 117H257V116L255 115ZM33 118H34V117H33ZM87 118H88V119H87ZM90 118H91V116L88 115V113L84 114V118H83L84 121H83V122H86V120H87V122L90 123V120L92 119V118H91V119H90ZM252 118H251L250 120H255V118H254V119H252ZM18 119L21 121V125H20V122H19ZM26 119H27V118H26ZM35 119H37V116L35 117ZM89 119H90V120H89ZM96 119H97V117H96ZM109 119H110V120H109ZM112 119H113V120H112ZM258 119H259V118H258ZM99 120H100V119H99ZM99 120L97 119V121H99ZM108 120H109V121H108ZM158 120H160V119H158ZM158 120H156V121H158ZM161 120H165V119H161ZM161 120H160V122L158 121V123H160V126H161L160 129L162 130V127H163V128H166V130H169V128H170V127H168L169 124H166L167 122L163 124V123L161 122ZM256 120H257V119H256ZM26 121H27V120H26ZM47 121H48V122H47ZM97 121H96L97 124L95 123V125H96L97 127H95V128L98 129V127H99V128L101 127L100 129L102 130V132H101L100 135H101V137H104V136L107 135V136H106V138H107L106 141H108V140L110 139V138L108 137L109 134H111V136H113V138H114L115 135H117L116 132H118V130H119L118 128H116V130H115L116 132H114V128H113V129L111 128L112 130H109V129H108L109 132L111 131V132L108 134V131H107L105 128L102 129V126H103V125H102V124H101V125L99 124V123H101V121H100V122H97ZM107 121H108V122H107ZM156 121H155V123H153V124H156V123H157ZM257 121H258V120H257ZM16 122H17L18 124H17ZM32 122H35V120H33ZM103 122H107V123H103ZM125 122H126V121H125ZM125 122H124V123H125ZM127 122H128V124H129V119H128ZM127 122H126V124H127ZM164 122H165V121H164ZM236 122H237V123H236ZM238 122H240V121L234 120V121H233V125H232V124H229V126L232 125V126L234 127L236 124H240V123H238ZM244 122H245L246 124H248L246 121H244ZM244 122H243V123H244ZM250 122H251V121H250ZM250 122H249V124H250ZM253 122H254V121H252L251 123H253ZM50 123H51V120H50ZM130 123H131V121H130ZM15 124H16V125H15ZM110 124H112V123H110ZM114 124H115V123H114ZM128 124H127V125H128ZM153 124H152V125H153ZM241 124H242V123H241ZM241 124H240V126H237V125H236L237 127H234V128L236 129V131H235V129H234L233 127L230 126L231 129H230V127H229V129H230L231 131H232V130L235 131V132L232 131L233 134H231L232 132H229V131H228L229 129L227 128V129H228L227 131L230 133V134H229V133H227V134L230 135V138L232 137V135H234V136H233L234 138H235V135H237L236 138L239 136V137L237 138V140L239 141V144H240V145L242 144L241 142L244 141V139H241V138H245V137H246V136H245V134H246V133H245V129L247 128L246 126H245V127H244V126L241 127ZM249 124H248V126H249ZM255 124H256V122H255ZM95 125H94V126H95ZM99 125H100V126H99ZM123 125H124V124H123ZM127 125H126V126L124 125V126H125L124 133L126 132V127H127ZM130 125H131V124H130ZM152 125H150L151 128H152L153 126H155V125H153V126H152ZM156 125H157V124H156ZM158 125H159V124H158ZM158 125H157V126H158ZM164 125L167 126V127H164ZM242 125H243V124H242ZM250 125L252 126V124H250ZM7 126H8V127H7ZM9 126H10V127H9ZM13 126H14L15 128H13ZM18 126H19V131L17 130V129H18ZM109 126H110V125H109ZM112 126H113V125H112ZM157 126H155V128H157ZM160 126H158V128H159ZM225 126H228V125L225 124ZM225 126H224V127H225ZM11 127H12L13 129L10 130ZM48 127H49V126H48ZM51 127H52V126H50V128H51ZM110 127H111V126H110ZM128 127H130V126H128ZM222 127H223V126H222ZM122 128H123V127H122ZM186 128H187L188 130L190 129L189 131H191V128H190V127H189V128L186 127ZM186 128H185V129H186ZM238 128L241 129L242 131H244V132H243L244 136L242 135V131L239 130ZM248 128H250V126H249ZM2 129L4 130V132H5L6 129H7L8 132H6V133H8V134H9L10 131H11V134H9V135H12V132H14V131L16 130V131H15L16 133H15V134L13 133V134H14V135H17V136L15 137L14 135H12L13 138L10 139L12 136L10 137L8 134H5V133L2 131ZM14 129H15V130H14ZM43 129H44V128H43ZM72 129H73V128H72ZM117 129H118V130H117ZM127 129H128V128H127ZM131 129H132V128L130 127V130H131ZM9 130H10V131H9ZM49 130H50V129H49ZM49 130H47V131H49ZM103 130H104V132L107 131V132H105L106 134H104ZM130 130L128 129L127 131H130ZM151 130H154V127H153V129H151ZM157 130H158V129H157ZM179 130H180V131H179ZM77 131H78V129H77ZM77 131H73L72 133L74 134V132L76 133ZM112 131H113V132H112ZM120 131H121V130H120ZM131 131H132V130H131ZM131 131H130V134H131ZM155 131H156V129H155ZM155 131H154V132H155ZM169 131H170V130H169ZM177 131H179L180 133L182 132V133L180 134L181 136H182L183 132H185L184 130H181V128L178 129ZM177 131H176V136L174 135L176 138H177V135H178ZM240 131H241V132H240ZM239 132H240V133H239ZM31 133L33 134L34 132H31ZM102 133H103V134H102ZM113 133H115V134H113ZM120 133H121V132H120ZM120 133H118V134H120ZM157 133H158V132L156 131V135H157L156 137L153 136V135H152V136H153V138H156V139L158 140V143H159V140H160L161 143H162V142H163L162 140L165 141V139L169 138V137H167V138L164 139V138H163L164 136H162V134L160 135V134L158 133V134H159V135H158ZM185 133H186V132H185ZM224 133H226V132H224ZM224 133H223V134H224ZM234 133H236V134H234ZM257 133L259 134V132H257ZM127 134H128V132H127ZM127 134H126V135H127ZM130 134H129V136H130ZM153 134H154V133H153ZM167 134H168V133H167ZM186 134L188 135V131H187ZM258 134L255 135V137H254L255 140L257 139V140L259 141V140H261V139H259V138H262V139L264 138L262 134H259L260 136H259ZM74 135H75V134H74ZM97 135H98V138H99V134H98V133H97ZM97 135H96V136H95V135L93 136V138L91 139V141H93V142H91V144H93V143L96 142L97 140L99 141V139H101V137H100L99 139H97ZM103 135H104V136H103ZM154 135H155V134H154ZM165 135H166V134H165ZM8 136H9L10 138H9ZM22 136H23V135H22ZM111 136H110V137H111ZM178 136H179V135H178ZM181 136H179L180 139H181ZM183 136H185V134H184ZM226 136H228V135H225V136L222 135V138L225 137V139H227ZM241 136H243V137H241ZM249 136L252 137V135H249ZM253 136H254V135H253ZM256 136H257V137H256ZM32 137H34V135H33ZM35 137H36V135H35ZM35 137H34V138H35ZM95 137H96V140H95ZM118 137H119V136H116L115 138L118 139ZM160 137H162L163 139H161ZM228 137H229V136H228ZM8 138H9L10 141H7ZM23 138H25V136H23L21 139H23ZM111 138H112V137H111ZM151 138H152V137H151ZM158 138H160V139H158ZM184 138H185V137H184ZM222 138H221V140H222ZM230 138H229V139H230ZM234 138H233V139H234ZM236 138H235V140H236ZM239 138H240V139H239ZM13 139H14V140H13ZM93 139H94L95 141H94ZM104 139H105V137H104ZM156 139H155V141H156ZM196 139H197V143H198V144H201V143L198 141V138H196ZM250 139H251V138H249V140H250ZM252 139H253V138H252ZM252 139H251V140H252ZM0 140H2V139H0ZM32 140H33V138H32ZM112 140H114V139L109 140V141H108L109 143L106 142V144H107V148L109 149L108 146H111V145H109V144H113V143H114V144H113L114 147H115V145H116L117 147H119V146H118L119 144H117L118 141H119V139L117 140V143H116V144H115V142H112ZM182 140H183V138H182ZM194 140H195V139H194ZM194 140H192V141H194ZM237 140H236V141H237ZM242 140H243V141H242ZM251 140H250V141H251ZM257 140H256V142H257ZM17 141H19V139H18ZM20 141H23V140H20ZM25 141H28L27 137H26V140H25ZM110 141H111L112 143H110ZM114 141H116V140H114ZM152 141H153V139H152ZM155 141H153V142H155ZM169 141H171V140H169ZM195 141H196V140H195ZM225 141H228V140H224V141L222 140L223 143H224ZM233 141H234V140H233ZM10 142H11V143H10ZM104 142H105V141H104ZM181 142H182V141H181ZM220 142H221V141H220ZM222 142H221V143H222ZM228 142L232 143L231 139H230ZM228 142H227V145L225 144V146H223V147H222L223 144H221V143H217L218 145L221 144V147H222V149H220V147L218 146L219 148H217V147H216V148H217L219 151H218L217 149H214V152H212L213 155H215V157H216L217 159H221V158L223 159V158L225 157L224 160L227 158L225 161H227L228 158H229L228 162H229V161L231 162L230 159L233 160V158L236 157V156H238L239 153H242V152H238L239 149H238V151L235 150V149H237V146L240 147L239 144H238V142H235V141H234V142L236 143V145H235V143H234V144L232 143V144H233V145H232V144H230V143H228ZM251 142H253V141H251ZM254 142H255V141H254ZM2 143L0 142V144H2ZM17 143L19 144L20 142H17ZM98 143H100V141L97 142V143H95V144H98ZM131 143H132V142H131ZM193 143H194V142H191L190 144L193 145ZM195 143H196V142H195ZM197 143H196V144H197ZM225 143H226V142H225ZM243 143H244V142H243ZM246 143H247V141H246ZM45 144L48 145V143H45ZM45 144H44L45 149H43V150H44V151L47 150L46 147H47L48 150H49L50 147H48V146L45 145ZM95 144H93V145L95 146ZM196 144H195V145H196ZM228 144H229V145H228ZM2 145H3V144H2ZM2 145H0V147H1ZM4 145H3V146H4ZM14 145H16V142L14 143ZM14 145H13V146H14ZM50 145H51V144L49 143V146H50ZM93 145H91L90 147H87V148H85V149L83 148V150H81V149H77V151H78L79 154H80V152L82 153L84 150H86V151H84V152L86 153V155H85V153H84V154L81 155L80 157H81V158H82V157H84V158L86 157V158H87V161H88V164H90L89 161H91V159L88 160V158H89L90 156L87 157V156H88V155H87V151H88L89 148H90L89 150H91V152H92V148H93V153H92V155H93V154H96V153L99 154V152H102V150H103V152H102L103 155H107V154H109V153L111 154V153L113 152L112 150L108 152V149H107V150L105 149V150H106V154H105V151H104L103 148H102L101 151H100L97 147L94 148ZM158 145H159V144H158ZM191 145H190V146H191ZM195 145H194V146H195ZM41 146H42V145H41ZM113 146H112V147H113ZM197 146H198V145H197ZM226 146H227V147H226ZM241 146H242V145H241ZM14 147H15V146H14ZM44 147L42 146V148H44ZM91 147H92V148H91ZM114 147H113V148H114ZM224 147H226V148H224ZM99 148H100V147H99ZM115 148H116V147H115ZM120 148H121V146H120ZM13 149H14V148H13ZM40 149H41V148H40ZM40 149H37V151H39ZM74 149H75V148H74ZM74 149L71 148L70 150L73 151ZM95 149H98L99 152H98V151L96 152ZM110 149H111V147H110ZM117 149H118V148H117ZM117 149H116V150H117ZM43 150H42V151H43ZM66 150H67V149H66ZM113 150H114V149H113ZM116 150H115V151H116ZM216 150H217V153L215 152ZM14 151H15V150H14ZM37 151H35V153H36ZM44 151H43V152H44ZM240 151H241V150H240ZM15 152H16V151H15ZM88 152H89V151H88ZM95 152H96V153H95ZM107 152H108V153H107ZM234 152H235V153L238 152V153L236 154V156H234V155H235ZM10 153L14 155V157H13L12 155H11V157H10V158H12V160H14V158H15V156H16L15 153H14V152H13V153L10 152ZM10 153L8 152V153H6V155H7V154L10 155ZM37 153H38V152H37ZM40 153H42V152H40ZM89 153H90V152H89ZM118 153H119V150H118V152H116L115 154H118ZM212 153H211V154H212ZM214 153H216V154H214ZM98 154H97L96 156H98ZM110 154H109V155H110ZM211 154H209V155H211ZM256 154H257V153H255V156H256ZM2 155L4 156L5 154H2V153L0 154V159H1V160H2L1 157H3ZM6 155L4 156V157H5V160H6V158H7V160H8V159H9V158H8L9 155H8V156H6ZM36 155H37V154H36ZM90 155H91V153H90ZM100 155H101V154H100ZM109 155H108V156H109ZM112 155H113V153H112ZM209 155H208V156H209ZM243 155H244V154H243ZM17 156H18V155H17ZM17 156H16V159H15V162H16V160H19V159L17 158ZM113 156H114V155H113ZM113 156H112V157H113ZM115 156H116V155H115ZM117 156H118V155H117ZM119 156H120V155H119ZM233 156H234V157H233ZM250 156H251V155H250ZM253 156H254V154H253ZM4 157H3V159H4ZM93 157H94V156H93ZM100 157H102V155H101ZM110 157H111V156H110ZM110 157H106V159H108V161H110V160H109ZM210 157H211V156H209V159H210ZM232 157H233V158H232ZM81 158H79V159L75 162V163H76V164H75L76 168H78V167H77V163H78V161H79V163L81 162V161H80ZM86 158H85V159H86ZM95 158H97V157H95ZM117 158H118V157H117ZM238 158H239V157H238ZM98 159H99V157H98ZM100 159H101V158H100ZM100 159H99V160H100ZM102 159H104V158H102ZM102 159H101V160H102ZM106 159H105V160H106ZM111 159H112V158H111ZM119 159H120V157H119ZM209 159H208V160H209ZM214 159H215V158L210 159L211 162H209V163H213V160H214ZM243 159H245V158L243 157L242 160H243ZM5 160H4V161L2 160L1 162H5ZM112 160H115L114 157H113ZM116 160H117V159H116ZM84 161L87 163L86 160H84ZM175 161H176V160H175ZM177 161H178V160H177ZM182 161H184V160H180V161H178V162H173V161H169V160H168V161H163L162 163L159 164L160 166L157 164L158 166H156V165H152V166H154V167H151V166H150V168H149V167H148V168H149V170H150V169H151V170H153V169L155 170V169H158V168H166V169L170 168V169H171V167H172V168H173L174 166L176 167V165H177V164H180ZM6 162H7V161H6ZM8 162H10V160H8ZM12 162H13V161H12ZM15 162H13V163L15 164ZM18 162H19V161H18ZM82 162H83V160H82ZM85 162H84V163H85ZM116 162H117V161H116ZM84 163H81V164H83V166H84ZM100 163H101V162H100ZM0 164H1V163H0ZM2 164H3V163H2ZM88 164H85V166L88 165ZM98 165H99V163H98ZM98 165H97V166H98ZM102 165H103V164H102ZM102 165L100 164L98 167H100V166H102ZM116 165H117V164H116ZM116 165H114L113 162H112V165L110 166V169H115V166H116ZM0 166H1V165H0ZM85 166L82 167V170H83V168H85ZM88 166H89V165H88ZM95 166H96V165H95ZM97 166H96V167H97ZM177 166H178V165H177ZM228 166H229V164H227L226 167H228ZM2 167H3V165H2ZM89 167H90V166H89ZM96 167H95L94 170H96ZM98 167H97V168H98ZM118 167H119V166H118ZM118 167H117V168H118ZM226 167H225L224 169H226ZM0 168H1V167H0ZM86 168H87V167H86ZM92 168H94V167H92ZM117 168H116L115 170H117ZM3 169H4V167L1 168L2 172H3ZM15 169H16V167H15ZM143 169H144V168H143ZM224 169H223V172H224ZM4 170H6V169H4ZM16 170H17V169H16ZM76 170H77V169H76ZM79 170H81V168L78 169V175H77L76 177H74V181L76 180L75 182H77V180L80 179V184L83 185V184H84V181L81 180V179H82V178H85V176H87V175L85 174V171H79ZM151 170H150V171H151ZM227 170H229V169L227 168ZM227 170H225V172H224V175H225V176L230 177L231 179H232V176H234V177L236 176L234 170H233L234 174H232V173L230 172L231 169H230V171H227ZM238 170L240 171L239 168H238ZM238 170H237V171H238ZM241 170H242V169H241ZM20 171H21V170H20ZM226 171H227V172H226ZM5 172H6V171H5ZM16 172H17V171H16ZM16 172H15V173H16ZM223 172H222V173H223ZM229 172L231 173L232 176L229 174ZM3 173H4V172H3ZM3 173L0 172V175L3 174ZM15 173H14V175H12V177H15ZM86 173L88 174L87 171H86ZM91 173H92V172H91ZM238 173H239V172H238ZM238 173H236V174H238ZM240 173H241V172H240ZM7 174H8V173H6L5 175H7ZM5 175H3V176L6 177L5 179H7V176H5ZM91 175L93 176V175H95V174L92 173ZM9 176H11V175H9ZM79 176H81V177L83 176V177L81 178V177H79ZM238 176H239V177H240V176L243 177L242 173H241V175L238 174ZM4 177H3V180H4ZM78 177H79V178H78ZM89 177H91V176L89 175ZM223 177H224V176H223ZM234 177H233V178H234ZM17 178H18V177H17ZM75 178H76V179H75ZM87 178H88V177H87ZM87 178H85V179L87 180ZM236 178H237L236 180L238 181V177H236ZM1 179H2V177H1ZM9 179H11V181L14 180V179L12 180L11 177H10ZM9 179H7V180L10 181ZM15 179H16V177H15ZM85 179H84V180H85ZM242 179H243V178H242ZM18 180L21 181L19 178H18ZM225 180H226V179H225ZM239 180H240V178H239ZM19 181H18V182H19ZM82 181H83V183H81ZM229 181H230V179H229ZM229 181H228V182H229ZM232 181H233V179H232ZM243 181H244V180H243ZM15 182L18 183V182H17V179H16ZM40 182H41V181H40ZM40 182H38V184H41V185H44L45 183H47V182H45V181H44V183H43V182L40 183ZM75 182H73V184H74ZM228 182H227V180H226V183H228ZM240 182H242V181L240 180ZM240 182H239V183H240ZM16 183H15V184H16ZM230 183H231V181H230ZM230 183H228V184L230 185ZM233 183H235V182H233ZM237 183H238V182H237ZM239 183H238V184H239ZM12 184H13V183H12ZM73 184H72V185H73ZM77 184H78L79 186H81V185L79 184V181L77 182ZM224 184H225V182L223 183V186H224ZM228 184H227V185L225 184V186H226V188H227V190H225V191H227V193H228V188H230V187L228 186ZM241 184H244V183L242 182ZM45 185H46V184H45ZM75 185H76V183H75ZM78 185H77V186H78ZM234 185H235V184H234ZM239 185H240V184H239ZM239 185H238V186H239ZM210 186L212 187L211 183H206V184L203 186V189H202V190H206V193H207L208 190H211V191H212V189H211ZM232 186H233V185L231 184V187H232ZM236 186H237V185H236ZM236 186H234V187H232V188L235 189ZM241 186H243V185H241ZM241 186H240V187H241ZM221 187H222V184H221ZM240 187H238V188H240ZM209 188H210V189H209ZM224 188H225V187H224ZM224 188H223V189H224ZM48 189H49V188H47L46 190L49 191L50 189H49V190H48ZM218 189H221V188L218 187ZM223 189H222V191H223ZM240 189H241V188H240ZM242 189H244V186H243ZM46 190H44V192H46ZM236 190H237V188H236ZM214 191H215V190H214ZM214 191H213V192H214ZM216 191H217V188H216ZM218 191H219V190H218ZM225 191H224V192H225ZM229 191H230V189H229ZM238 191H239V190H238ZM238 191H237V194L240 192V191H239V192H238ZM33 192H34V190H33ZM213 192H212V193H213ZM224 192H223V193H224ZM231 192H233V190H232ZM242 192H243V191H242ZM46 193H47V192H46ZM48 193H49V192H48ZM209 193H211V192H209ZM234 193H235V192H234ZM234 193L232 194L233 196L235 195ZM240 193H241V192H240ZM263 193H264V191H263ZM44 194H45V193H44ZM44 194H43V195L40 194V197H41V195L44 196ZM224 194H225V193H224ZM224 194H222V195H224ZM228 194H229V193H228ZM237 194H236L235 196H237ZM0 195H1V194H0ZM220 195H221V193H220ZM226 195H227V194H225L224 196H226ZM232 195H229L228 198L232 197ZM238 195H240V198L242 197L241 194H238ZM224 196H223L222 198H224ZM262 196H263V195H262ZM219 197H220V196H219ZM237 197L239 198V196H237ZM237 197H236V200H237ZM257 197L259 198V195H258ZM263 197H264V196H263ZM187 198H189V197H187ZM187 198L184 197V198L181 200V202H180V204H179V205H181L180 207H183L182 205H184V202H185V201L188 202V200H189L190 198H189L188 200H187ZM226 198H227V197H226ZM226 198H225V199H226ZM217 199H218V198H216V199H214V200H217ZM231 199H233V198H230V200H231ZM255 199H256V198H255ZM259 199H260V198H259ZM220 200L222 201V199H220ZM234 200H235V198H234ZM240 200H241V199H239V201H240ZM256 200H258V199H256ZM256 200H255V201H256ZM263 200H264V199H263ZM218 201H219V200H217V202H218ZM221 201H220L219 205L221 204ZM208 202H209V201H208ZM212 202H213V201H212ZM212 202H211L210 204H208V207L212 205ZM217 202H216V203L214 202L215 204H213L212 207L216 208V206H214V205H216V204L218 205ZM223 202H224V204H227V203H225V201H223ZM223 202H222V204H223ZM227 202H228V201H227ZM232 202H233V200H232ZM240 202H241V201H240ZM257 202H258V201H257ZM262 202H264V201H262ZM185 203H186V202H185ZM233 203H234V202H233ZM233 203H231L230 206H232ZM259 203H260V200H259V202L256 204V205L258 206L257 210L255 209L257 206L254 205V207H253L256 211H258L259 207H261V206H259L261 203H260V204H259ZM118 204H119V206H118ZM118 204H117L118 208L116 207L117 210H118V212L124 210V209L126 208V207H124V206H127V205L124 204V203H122V204H121V203H118ZM120 204H121V205H120ZM123 204H124V205H123ZM224 204H223V205H224ZM239 204H240V203H239ZM253 204H255V202H254ZM253 204H252V205H253ZM258 204H259V205H258ZM262 204H263V203H262ZM262 204H261V205H262ZM228 205H229V202H228ZM228 205H224V206L227 207ZM234 205H235V204H234ZM252 205H251V206H252ZM263 205H264V204H263ZM263 205H262V206H263ZM122 206H123V207H122ZM220 206H221V205H220ZM224 206H223V207H224ZM58 207H59V210H57V212H59V213L61 212V213H60V216L62 215V221H63V220H64V219H63L64 216H65L66 214H68L67 212H69V211H67V212L65 213V211H66V209H65V211L62 212L61 210H62L63 207H62L61 205L58 206ZM58 207H56V208H58ZM60 207H61V210H60ZM103 207H104V205H102V207L100 206V207L97 209V211H96V212H93V213H96V214H99V215H100V213H101L100 216H102V212H101V211L103 210ZM120 207H121V208H120ZM178 207H179V206H178ZM223 207L221 206V208H223ZM232 207H233V206H232ZM249 207H250V206H249ZM34 208H36V207H34ZM37 208H38V206H37ZM37 208H36V209H37ZM123 208H124V209H123ZM228 208H229V207H228ZM251 208H252V207H251ZM253 208H252V209H253ZM36 209H33V211L36 210ZM99 209H101V210H99ZM104 209H105V208H104ZM119 209H120V210H119ZM208 209H209V208H208ZM210 209H212V208L210 207ZM210 209H209V210H210ZM229 209H230V208H229ZM231 209H232V208H231ZM254 209H253V210H254ZM261 209H262V207H261ZM261 209H259V211H260ZM263 209H264V208H263ZM95 210H96V209H94V211H95ZM224 210H225V208H224ZM224 210L222 209V212H223ZM253 210H252V212H253ZM255 210H254V212H256ZM54 211H56V209H55V210L51 209V210L49 211L50 213H49V214L46 213V214L50 215L51 212H53V214L55 213L53 216H55V215H57V214H56V212H54ZM103 211H104V210H103ZM226 211H227V209H226ZM228 211H230V210H228ZM97 212H98V213H97ZM198 212H199V211H198ZM198 212H197V213H198ZM200 212H201V211H200ZM260 212H262V211H260ZM59 213H58V214H59ZM62 213H64V216H63ZM69 213H70V212H69ZM90 213H91V214H88L87 216H89V215H90V216L93 215L92 211H91ZM152 213H153V212H152ZM154 213H155V212H154ZM154 213H153V214H154ZM201 213H202V212H201ZM201 213H199V215H201ZM228 213H229V212H228ZM96 214H94V216H95ZM217 214H218V213H217ZM223 214H224V213H223ZM230 214H231V212H230ZM230 214H229V215H225V214H224V215L227 216V217L229 216V218H230V216H232V215H233V216H236V215H234L233 213H232V215H230ZM48 215H46V216L44 215V216L47 217ZM51 215H52V214H51ZM134 215H137V214H134ZM154 215H155V214H154ZM212 215H213V214H212ZM214 215H216V214H214ZM214 215H213V216H214ZM221 215H222V214H221ZM37 216H38V215H37ZM57 216H59V215H57ZM57 216H56V217H57ZM94 216H93V217L91 216V217L93 218V221H94V218H95V217H98V216H95V217H94ZM155 216H156V215H155ZM217 216H218V215H217ZM217 216H216V217H217ZM233 216H232V217H233ZM237 216H238V215H237ZM17 217H18V218H16V221H17V219L20 220L21 217H20V218H19V216H17ZM35 217H36V216H35ZM35 217H33L32 219H34ZM45 217H42V218H45ZM49 217H50V216H48L47 218H49ZM65 217H66V216H65ZM69 217H70V216H69ZM102 217L104 218V216H102ZM102 217H101V218H102ZM135 217H136V218H135ZM135 217H134V216L132 217V215H131V218H130L131 220H130V219L127 220V221H126V220H120L122 223H124V225H125V224L127 225V226L125 225L126 228H125V227L123 228V226H120V225H119V224H121L120 221H119V222H120L119 224H118V223L116 224V225H119V226H116L115 231H117V232L120 233V236H121L122 239L124 238L125 235L128 236V233H130L132 236H133L134 233H136L135 236H136V235L139 236V233L142 231L141 228L144 227V226H143L144 224H143V225L141 224V225L139 226L140 223L135 221V220L137 219V216H135ZM232 217H231V218H232ZM27 218H28V217H27ZM38 218H41V217H38ZM38 218H37V219H38ZM58 218H59V217H58ZM58 218H57V219H58ZM99 218H100V217H98V219H96V220H99ZM101 218H100V219H101ZM103 218H102V219H103ZM132 218H134V220H132ZM213 218H214V217H213ZM219 218H220V217H219ZM221 218L224 219L223 215H222ZM225 218H226V217H225ZM237 218H238V217H237ZM237 218H236V220H239V219H237ZM21 219H22V222L20 223V225H19V224H18V225L21 226V228L23 227V225H25L26 227H28L27 225H29V223H28L27 225L25 224V223H27L26 221H27L28 219H27V220L25 219L26 221H25L23 218H21ZM45 219H46V218H45ZM45 219H44V220H45ZM53 219H55V217L52 218V220H53ZM66 219L68 220L67 217L65 218V220H66ZM123 219H124V218H123ZM222 219H221V220H222ZM50 220H51V219H50ZM50 220H47V219H46L45 224H47L46 222L49 221V224H48V225L51 226L50 223H53V225H54L53 227L55 228L57 223L54 222V221H56V219L53 220V222L50 221ZM60 220H61V218H60ZM77 220H78V218H77ZM96 220L94 221V224H95V225L92 223L93 221L91 222V226H92V224H93V227H91V228H93V229H92L93 231H94L95 228H96L95 226H98V223H100V221H97V222H98V223H97ZM106 220H107V219H106ZM208 220H209V218H208ZM208 220H207V221H208ZM210 220H211V219H210ZM210 220H209V221H210ZM213 220L216 221L217 219H213ZM213 220H211V222H209V223H210V224H211V223H215V221L212 222ZM225 220H226V219H225ZM225 220H224V221L222 220V222L224 223ZM229 220H230V219H229ZM236 220H235V222L237 223ZM23 221H24V223H23ZM30 221H31V220H30ZM30 221H29V222H30ZM58 221H59V219H58ZM58 221H57V222H58ZM62 221H61V222H62ZM108 221H109V220H107L106 224L102 223V224H104L103 226H107V225H108V228L114 229V228H112V227H114V226L111 227V225H114V222H113V224H108ZM133 221H134V223H132ZM217 221H219V220H217ZM231 221H232V220H231ZM17 222H18V221H17ZM36 222H37V221H36ZM78 222H79V220H78ZM95 222H96V223H95ZM103 222H105V221H103ZM125 222H128V223H125ZM135 222L138 223V225H137ZM233 222H234V221H233ZM18 223H19V222H18ZM54 223H56V224H54ZM66 223H67V221H65V224L63 223V226H61L62 223H59V222H58L57 225H58V226H59V225L61 226L60 229H61L62 231L65 230V227L68 226V228L70 229L69 225H70V226L73 225V224H70V222H69L67 226H64V225H66ZM225 223H226V222H225ZM229 223H232V222H229ZM236 223H234V224H236ZM22 224H23V225H22ZM42 224H43V222H42ZM45 224H43V225H45ZM77 224H79V223H77ZM81 224H82V223H81ZM84 224H85V222H84ZM96 224H97V225H96ZM100 224H101V223H100ZM102 224H101V228H103V231H101L102 229H100V225H99V227H98L97 229H100L101 232H104V231H105V232H109V229H108L107 227H106V229H105L104 227H102ZM130 224H131V225H130ZM135 224L137 225V227H138V226L140 227V230H141V231L139 230V228H138V229H137V228H134V227H136ZM177 224H178V227L176 226ZM207 224H208V222H207ZM237 224H239V223H237ZM34 225H36V224H34ZM79 225H80V224H79ZM79 225L77 226V228H78V227H79V229L82 228V230L85 232V231H86L85 228L88 227V226H87L88 224L85 225V228H84V225H83V224H82L83 226H81V225L79 226ZM121 225H123V224H121ZM129 225H130V226H129ZM134 225H135V226H134ZM152 225H153V224H152ZM157 225H158V224H157ZM159 225H160V226H159ZM159 225L156 226V224H154V226H153L154 228H151V227H150V228L152 229L150 232H149V229H146V230H145V232L148 230L147 232H149V234L151 235V236L148 237V238H153V239H155V242L158 241L157 245H158V244L161 245V244L163 243V241L166 240L165 237L169 239V237H170V235H171L170 232H171V233H176V232H177L176 234H179V236H182V237L185 238V236H187V235H185V234L183 233V230L186 231V230L190 227V226H188V227L186 228V227L184 226V224H182V225H183V226H182L181 223H179V222L176 223L175 221H174V223L171 222V224H169V226H168V225L166 226V224L164 225V224H161V223H159ZM170 225H171V226H170ZM179 225H181L180 227L183 228L182 231L179 230V229H181V228L179 227ZM185 225H186V224H185ZM208 225H209V224H208ZM224 225H225V224H224ZM230 225H233V224H230ZM230 225H229V226H230ZM25 226H24V227H25ZM45 226H47V225H45ZM89 226H90V225H89ZM141 226H142V227H141ZM148 226H149V225H148ZM148 226H146V227L148 228ZM150 226H151V225H150ZM163 226H164V227H163ZM173 226H174V228H173ZM209 226H210V225H209ZM225 226H226V227H229V226H227V225H225ZM234 226H235V225H233V227L231 226V228H232V229H234L235 227L237 228V226H235V227H234ZM47 227H48V226H47ZM53 227H51L50 230H49V231H51V232H49V233H51L50 235H48L49 237L53 236V235H52L53 233H52V230H51ZM62 227H63V228H62ZM146 227H144V228H146ZM155 227H156V228L159 227V228H157V230H156ZM205 227H206V225H205ZM223 227H224V226H223ZM238 227H239V225H238ZM38 228H40L39 225L36 226V227H33V229H32V226H31V227H30V230H29V233H27V234H28V235L31 234V230H34V229H35V232H36V229H38ZM48 228H49V227H48ZM91 228L89 227L90 231H91ZM117 228H120V230H122V231H120V230L117 229ZM131 228H132V229H131ZM207 228L210 229L211 227L209 228V227L207 226ZM224 228H225V227H224ZM231 228H230V230H231ZM58 229H59V227H57L56 230H58ZM69 229L66 228V230H69ZM89 229H88L87 231H89ZM111 229H110V230H111ZM123 229H124L125 231H124ZM127 229H128V230H127ZM133 229H135V230L133 231ZM158 229H159V230H158ZM177 229H178V230H177ZM237 229H238V228H237ZM237 229H236L235 231H233V232H236ZM56 230H55V231H56ZM66 230H65V231H66ZM137 230H138V231H137ZM163 230L165 231V234H166V231L169 230L170 232L168 231L169 233H167V235H169V236L165 235V234L163 233V232H164ZM171 230H172V231H171ZM174 230H175V232H173ZM188 230H190V229H188ZM206 230H207V229H206ZM211 230H212V229H211ZM221 230H222V232H221ZM225 230L227 231V229H222V228H221L220 231L217 232V234L215 233L216 231L214 232L213 237H212V235H211V237H212V240H211V241H212V242L210 241V242H209V243H210L209 245H210V247H211L212 249L215 247V245H216V243H217L218 241L220 242L221 239L225 240V233H228V232H226ZM228 230H229V229H228ZM230 230H229V231H230ZM55 231L53 230V232H55ZM97 231L100 232L99 230H97ZM97 231H94V233L97 232ZM115 231H114V232H115ZM152 231H153V232H152ZM157 231H158V233H155V232H157ZM161 231H162V232H161ZM18 232H19V231H18ZM35 232H34V233H35ZM37 232H38V231H37ZM37 232H36V234H35L36 236L38 235ZM121 232H122V233H121ZM143 232H144V231H143ZM147 232L144 233V234L148 236ZM151 232H152V234H151ZM179 232H180V233H179ZM193 232H194V231H193ZM193 232H192V233L190 232L191 235L193 234ZM209 232H210V234L212 233V231H210V230H209ZM209 232H208V233H209ZM220 232H221V233H220ZM230 232H231V231H230ZM14 233H15V232H14ZM14 233H13V234H14ZM34 233H33L32 236H35ZM39 233L41 234V231H40V230H39ZM61 233L63 234L64 232H61ZM65 233L67 234V231H66ZM119 233H118V234H119ZM123 233H124V234H123ZM125 233H126V234H125ZM153 233H155V234H153ZM159 233H160V234H159ZM181 233H182V234H181ZM188 233H189V232H188ZM208 233H207V234H208ZM218 233H219V234H218ZM222 233H224V235H223ZM54 234H55V233H54ZM58 234H59V231H58ZM62 234H61V235H62ZM89 234H90V233H88V235H89ZM92 234H93V233H92ZM92 234H91L90 237H92ZM106 234H107V233H106ZM121 234H122V235H121ZM130 234H129V235H130ZM144 234H143V235H144ZM156 234H157V235H156ZM161 234H163V236H162ZM186 234H187V233H186ZM17 235H18V234H17ZM19 235H21V232H19ZM108 235H109V234H108ZM141 235H142V233H141ZM160 235H161L162 237H160ZM172 235H173V234H172ZM174 235H175V234H174ZM174 235L171 236V237L178 241L179 239H176V238H175V237H177V235H175V236H174ZM183 235H185V236H183ZM189 235H190V234H189ZM215 235H216V236H215ZM221 235H223L224 238H223ZM226 235H227V234H226ZM36 236L33 237V238H35V239L30 238V240H32L33 244H31L32 242L30 243L29 240L27 241V244L25 243L24 246L26 247V245H27V249H28V250H29L28 246H29L30 244H31L30 247H31L32 245H34V242L37 243V244H38V243L40 244V242L34 241V240H38V239L40 238V236H39V237L37 236L38 239H36V238H37ZM46 236H47V235H46ZM54 236L59 237L60 235H57V232H56V234H55ZM54 236H53V237H54ZM63 236H64V235H63ZM74 236H75V235H74ZM74 236H72V238H70V242H72V243H73V240H74V242H75V239H73ZM152 236H153V237H152ZM158 236L160 237V239L162 238V239H165V240H163V241L161 240L162 242L159 241V240H157V239L159 238ZM164 236H165V237H164ZM179 236H178V237H179ZM219 236H220V237H219ZM49 237H48V239H45V238H47V237H44V236L42 237V239H44V240H48V241H45L46 244H44V243H43L44 240L42 241L41 238H40V241H42V242H41V243H42V248H41L40 250H42L43 247L46 248L48 242L51 241L50 243H54V242L56 241V238H55V239H53L54 241L52 242V240H51L52 238L50 239ZM60 237H62V236H60ZM64 237H65V236H64ZM64 237H63L62 239H65V240H62V241H61V238H60L59 240H60L61 242H56L55 245H56L57 243H58V244L61 243V245H60V248H61V247H62V242L65 243L64 241H66V244H68L67 239L64 238ZM84 237H85V240H84V238H83V243H81V241H79L78 244H82V245H83V244H84V241L87 242L88 240L94 239V240H92V241L95 242V240H96L94 236H93L94 238H91V239L88 238V239H86V237H89V236L86 235V233H85V236H84ZM178 237H177V238H178ZM215 237H218V238L216 239L217 241L214 243L213 241H215ZM4 238H5V237H4ZM20 238H21V237H19V239H20ZM76 238H78V237L76 236ZM184 238H182V239H184ZM220 238H221V239H220ZM2 239H3V238H2ZM2 239H0V240H1L0 242H2ZM5 239H6V245H7V244H8V243H7V238H5ZM78 239H80V238H78ZM78 239H77V240H78ZM168 239H167V240H168ZM182 239H181V237H180V240L178 241V242H179V245H180V243L183 245V243L185 242V240H184V242H180V241H183ZM185 239H186V238H185ZM210 239H211V238H210ZM59 240L57 239V241H59ZM80 240H81V239H80ZM3 241H4V240H3ZM186 241H187V239H186ZM8 242H9V241H8ZM28 242L30 243L29 245H28ZM94 242H93V243H94ZM142 242H143V241H142ZM159 242H161V243H159ZM219 242H218V244H217L218 246L216 245V247H215L216 249H217V248L219 247V245L222 243V240H221L220 244H219ZM4 243H5V242H4ZM50 243H49V245H50ZM88 243L91 244L92 242H91V241H88ZM88 243H87V244L85 243V244L88 246ZM165 243H167V242H165ZM185 243L187 244V242H185ZM247 243H248V244H247ZM249 243H250V242H245V243L243 242V243H241V244H243V245L245 244V245L247 246V245H249ZM251 243H252V242H251ZM37 244H35V245H36L35 247H37ZM58 244L56 245V247H58ZM66 244H65V245H66ZM76 244H77V242H76ZM85 244H84L85 248H83L84 246L81 247V245H80V247L83 248V249H82V252H83V251L85 252V251L88 250L87 252L90 253V250H89V249H92L93 247L90 246V248L87 247V249H86V245H85ZM212 244H213V245H212ZM241 244H240V247L243 246V245H241ZM262 244H263V243H262ZM2 245H3V243H2ZM8 245L11 246V244H8ZM8 245H7V247H10V246H8ZM43 245H44V246H43ZM45 245H46V247H45ZM53 245H54V244H52V246H53ZM65 245H64V246H65ZM73 245H74V244H73ZM73 245L70 244L69 246H68V245H67V246H68V248H74L75 246L72 247ZM160 245H158V247H159ZM187 245H190V244L188 243ZM192 245H193V244H192ZM221 245H222V244H221ZM245 245H244V246H245ZM0 246H1V245H0ZM38 246H41V245H38ZM52 246H51V248H52V249H55V250L57 251L56 247L53 246V247H54V248H53ZM92 246H94V245H92ZM246 246H245V247H246ZM252 246H253V245H252ZM3 247H5V244L3 245ZM7 247L4 248V249H3V248H2V249L0 248L1 252L6 251L5 249H7ZM19 247H20V246H18V247L15 246V249H16L15 251H16V252H17V250L19 251V249H20V251H21V250L24 248V247H23V248L21 249V248H19ZM35 247H34V248H35ZM65 247H66V246H65ZM77 247H78V246H77ZM144 247H146V246H144ZM144 247H142L141 249H147V250L145 251L146 253H143L144 250H142V252L140 251V253H141L140 256H142V257L144 256V259H145V258L147 259V257H149V258L147 259V260H149V259H150V256L152 255V254H151V255H149V254H150V251H151V253H152V250L150 249V250L148 251V247H146V248H144ZM158 247L156 246L157 249H158ZM160 247H162V246H160ZM180 247H182V246L180 245ZM210 247H209V248H210ZM245 247H241V249L243 250ZM10 248H11V247H10ZM13 248H14V247H13ZM13 248H11V250H12ZM17 248H18V249H17ZM31 248H32V247H31ZM34 248H32V251L34 250ZM47 248L49 249L50 247L48 246ZM58 248H59V247H58ZM81 248H80V250H77V248L75 247V249H72V252L75 251L74 253L76 254L78 251H79V252L81 251ZM186 248H187V247L183 245V247L181 248V252L183 253V251H185ZM189 248H190V246H189ZM189 248H188V250H190ZM192 248L194 249V246L191 247V250H192ZM215 248H214V249H215ZM250 248H251V244H250V246H248V247H246V248L244 249V250L246 251V253H244V255L246 254L245 256L251 254V252H250ZM8 249H9V248H8ZM37 249H39V247H38ZM52 249H50V251L52 252V254H54V251H55V250L52 251ZM78 249H79V247H78ZM84 249H86V250H84ZM141 249H140V250H141ZM182 249H183V250H182ZM212 249H211V250H212ZM214 249H213V250H214ZM216 249H215V250H216ZM241 249H240V252H241V253L239 252L241 255H238V256H243V257H244L243 252H242ZM247 249H248V250H247ZM2 250H3V251H2ZM9 250H10V249H9ZM9 250L6 251L7 254H8V256H7L6 252H4V253L6 254V255H5V254H4V255H5L7 258H9V257L12 256L14 253H16V252L14 251V249L12 250L13 253L10 252ZM24 250H25V248H24ZM43 250H44V249H43ZM58 250H59V252H60V250H62V249H58ZM160 250H161V251H160ZM160 250H159V251L154 250L153 253H154V252H155V253H156V252H157V253H158V252H163V251H162V248H161ZM191 250H190V251H191ZM194 250H195V249H194ZM194 250H193V251H194ZM217 250H218V249H217ZM217 250H216V251H217ZM8 251H9V252H8ZM29 251H30V250H29ZM35 251H36V250H35ZM45 251L48 252L49 250H45ZM50 251H49V253H50ZM190 251H189V252H190ZM33 252H34V251H33ZM41 252H42V251H41ZM84 252H83V254H84ZM147 252H148L149 254H148V255H144V254H147ZM189 252H188V253H189ZM191 252H192V251H191ZM9 253L12 254V255L9 256ZM42 253H43L42 256H44L45 254H46V256H49L48 258L50 259V261H52V258H54V257L56 256V255H53V256H54V257H53L51 253H50L49 255H48L46 252H45V254H44V252H42ZM55 253H57V252H55ZM127 253H128V252H127ZM142 253H143V254H142ZM157 253H156V254H157ZM163 253H164V252H163ZM188 253L185 252V255L188 254ZM239 253H238V254H239ZM247 253H248V254H247ZM0 254H3V253H0ZM40 254H41V253H40ZM40 254H39V255H40ZM252 254H253V253H252ZM39 255H37V256L35 255V257H34V259H33V260H34L33 262H35V261H36V262H37V261L39 262L40 260L43 259V258H41ZM50 255H51V258H50ZM76 255H77V254H76ZM158 255L161 256L162 253H158ZM182 255H183V254H182ZM5 256H3V257L5 258ZM13 256H14V255H13ZM13 256H12V257H13ZM38 256H39V258H41L40 260L36 259V258H38ZM83 256H84V255H83ZM125 256H126V255H125ZM146 256H147V257H146ZM164 256H165V255H164ZM187 256H188V255H187ZM236 256H237V255H236ZM238 256H237V257H238ZM249 256H250V255H249ZM251 256H252V257H251ZM251 256H250V257L253 259V256H255V255H251ZM14 257H15V256H14ZM32 257H33V256H32ZM59 257H60V256H59ZM74 257H75V256H74ZM88 257H92V256H91V255L89 256V254L86 253V260L88 259ZM162 257H163V256H162ZM162 257H161V260H160V258H159V256H158L157 258H159V259H157L155 262L150 263V264H154V263H155V264H156V263L159 264L160 261H161L160 264H162V263L166 264V263H167V259H166L165 257H164V258H162ZM237 257L234 258V259H237L238 261H236V260H235V261H236V262H240V261H239L240 257H239V258H237ZM243 257H241V258H243ZM247 257H248V256H247ZM247 257H244L243 261H244L245 258H247ZM44 258H45V256H44ZM55 258H56V257H55ZM79 258H80V257H79ZM84 258H85V257H84ZM84 258H83V259H84ZM205 258H206V257H205ZM251 258H250V259H251ZM28 259H29V258H28ZM28 259H25V261H27V262L24 261L25 264H27V263L29 262ZM31 259H32V258H31ZM35 259H36V260H35ZM57 259H58V258H57ZM57 259H56V260H57ZM164 259H166V261H164ZM247 259H248L247 262H248V261L250 262L249 257H248ZM29 260H30V259H29ZM43 260H44V259H43ZM54 260H55V259H54ZM54 260L52 261V263L54 262ZM56 260H55V261H56ZM89 260H91V259H89ZM240 260H241V259H240ZM31 261H32V260H30L29 264H31ZM45 261H46V263L50 262V261L47 260V257L45 258ZM45 261H40L39 264H41V263H43V262H44V264H46ZM84 261H85V259H84ZM162 261H163V262H162ZM241 261H242V260H241ZM245 261H246V260H245ZM245 261H244V262H245ZM252 261H253V260H252ZM252 261H251V262H252ZM24 262H22V264H24ZM38 262H37V264H38ZM165 262H166V263H165ZM251 262H250V263H251ZM200 263H201V262H200ZM18 264H19V263H18ZM33 264H35V263H33ZM48 264H49V263H48ZM50 264H51V262H50ZM75 264H77V262H76ZM201 264H202V263H201Z\"/></svg>", "mask_w": 264, "mask_h": 264}]
</instances>
